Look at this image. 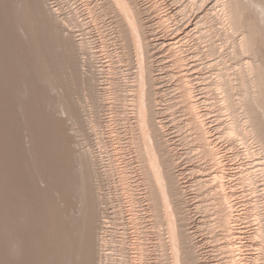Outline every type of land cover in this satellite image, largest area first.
<instances>
[{
	"label": "bare ground",
	"instance_id": "6f19581e",
	"mask_svg": "<svg viewBox=\"0 0 264 264\" xmlns=\"http://www.w3.org/2000/svg\"><path fill=\"white\" fill-rule=\"evenodd\" d=\"M5 1V0H4ZM11 1V0H10ZM21 1L22 0H20V1H17V3H19V8L17 9V7L15 8L16 9V12H17V14L14 12V10L15 9H11L15 14H16V23L18 24V26L20 25L21 26V28H23V30H25V28H26V30H28L29 31V29H33V24L34 23H36L35 22V20L37 19V17H41L40 15H42L43 16V14H48V13H43V9H42V11H40V13H39V11L37 12V10L35 11L34 10V8L35 7H33V9L32 8H30V6L32 5V2H30L31 3V5L28 3L29 1L28 0H23L24 2H22V4H21ZM40 1V0H39ZM44 1V3H46L45 2V0H43ZM42 1V2H43ZM58 1V0H57ZM98 1V0H97ZM134 0H102V2H101V0L100 1H98V2H101V3H98V5L96 6V7H94V14H93V4L91 5L92 7H87V13H89L90 14V17H91V19H92V21H93V23L94 24H96L95 26H96V28L98 29V30H100V29H102L101 28V26H102V22H103V20H104V18L105 17H107V16H109V19H111L114 23H116L115 24V28L116 29H118L119 27L121 28V24H123V23H120L121 21L119 20V16L121 15V13H120V11L118 10V6L119 7H121V9H124V10H122V12H123V14H124V25H125V29H126V35L127 36H121L122 34H124V32H123V29H124V27H123V29H122V34L121 33H118V32H121L120 31V29H118V32H116V33H118L119 34V36L120 37H128L129 39H130V41H135L136 43H138V44H136V45H138V49H139V53H140V56H139V60H138V71H137V76H138V79H136V80H138L137 82V84L135 85V86H137L138 85V89L139 90H137V92L139 93V96H140V98H139V100H138V104H135V103H133L134 102V100L131 98V100H128V96L129 95H132L133 93H130V91H128L129 90V88L127 89L126 88V85H124L125 87H121V84H119V79H117V78H115L114 77V79H112V80H110L111 82H110V84H112V82L114 81V86H113V84H112V86L114 87V89L112 90L111 89V86L110 87H104V86H101L102 85V83L103 82H99L98 84L96 83V77H95V83H96V85H95V87H93V88H95L94 90H95V97H93V99L90 97V95H89V97L91 98V99H87V100H85V103L84 104H82L83 106H81V105H79L81 108H80V113L82 114V116L81 115H79L78 117L79 118H81V120L83 121V123H84V126H87V128H88V132L87 133H89L87 136H89V135H93V134H95L96 133V131H95V129H96V127H95V123H94V125L92 124L93 122H91L92 121V119H90L89 117H88V111H90L91 110V108L93 107V104L92 103H95V105H97L96 103H98V108H97V106H96V109H98L99 111H102V108H103V105L105 104V100L107 99L106 97L108 96V93L110 92L111 94H113L112 96H113V98H115V102H114V106H113V108H114V110H115V112L117 113V115H118V120H119V122L121 123L122 121L124 122V120L125 119H127V118H125V115H127V112L129 111L128 109H129V107H127L128 105H131V111H133L132 112V114L133 113H135V106L137 107V110H136V112H137V118H136V121H137V123L138 124H140L142 127H141V131H135V129H136V126H132L130 123H129V125H128V129L131 131V133H126V134H128V135H130L131 137L129 138V140H128V143H129V145L127 146V147H125L123 144H122V142H124V141H122L121 142V135H120V132L118 131V132H115V133H117L116 135H115V141H111V137L109 138L110 139V143L108 144V145H111L112 147H113V152H112V159H109V163H107V164H109V166L108 165H105V166H107L106 168H102L101 167V164L99 165V160L100 159H102V158H100L99 159V157H100V155H102L101 153V150H100V148H101V145H100V143L99 142H97L96 143V147H97V150H98V152H96V153H94L93 151H91L90 149H89V147L87 146V144H85L88 148L86 149H84V154L83 153H81V152H78L77 154H75V156H76V158L74 159L75 160V162L77 161V163H76V166H77V168H78V166H79V168L77 169L78 171H76V172H78V176H77V178H75V175H74V178H72L73 177V175L72 174H75L74 172L72 173L71 172V175H69V173H67V171H65V173H64V171H63V173H61L57 168L58 167H60L61 166V160H63L62 162H64L65 161V157L66 156H69L70 158H71V156L72 155H74L72 152H75L74 150L71 152V150H69V149H67V150H69L70 152V154H72V155H69V153H68V155H67V151L65 152H62L63 153V159H61V160H59V161H57L56 159H52V157H54L55 156V154L57 155V153H53V151H55L56 149H50V148H54L55 147V145H51V146H54V147H50V145L48 144L47 145V143H46V145L48 146L47 147V149L46 150H40V151H42V155L45 153V155H43V158H44V165H45V167H51V169H52V171H53V174H49V175H47V177H46V182H49L48 183V186H49V192L50 193H43V194H41L42 192H40V188L38 189V187H37V190H39V192H40V196L39 197H41V199L39 198V200H41V202H39V203H41V205H39V207L40 206H42L45 202H46V205H44V209H43V211H45L46 213H44L43 212V216L41 215V207H40V209L38 210V209H35L34 211H36V210H38V211H40V215L43 217V219L41 220V222H38V223H40L38 226L35 224V218L36 217H30V219L32 218L33 219V227H34V229L36 228V227H38L39 228V231H38V234H37V229L38 228H36V233L33 231V227H28L27 228V226H24L23 225V227L25 228H27V230H28V232L30 231V229H32L31 231H33L36 235H34V234H32L31 233V235H34V237H36V238H38V242L36 243V242H34V244L36 243V245H33V247H35V249L33 248V252H32V254L30 253L31 252V250L29 249L28 250V252H27V255L28 254H31V255H33V262L32 263H34V264H100L101 263V261L100 260H102V258H101V256H103V258L105 259L106 258V254H105V252H104V248H105V246L107 245V237H106V235H105V227H106V221H104V212L106 211H103V208L108 204V203H110V202H108L103 208L101 207V203H104L103 202V198L101 197H99V193H100V185L102 186V184L106 181V175H108V174H111L110 172H113V175L114 174H116V182L115 183H117V186H116V188L115 189H118L117 191H118V201H119V205H118V209H116V211H113L114 213L113 214H115L116 213V218L117 219H119V220H122V215H124L123 213H124V209L126 210L127 209V211H129L128 213L130 214L129 216H127L126 218H127V220H126V224L128 225V226H130V229H129V227H128V229L129 230H131L130 232L128 231V229L127 228H124V227H122V231L121 230H119V235L117 234V236H118V238H117V240H115V242H116V249H117V252H118V255H116V256H118L117 257V260H116V262H114V263H116V264H177V262L179 263V264H182L183 262H187V263H184V264H188L189 262L188 261H186V256H185V252H183V251H187L188 252V250L189 249H187V248H185V250L183 249L185 246V243L188 241V240H186V239H184L185 237H187V234L185 233V235L186 236H183L184 235V232L186 231L187 232V230H185V231H183V228L182 229H180V232L179 231H176V230H174V228H173V225L172 226H167V230L166 231H164L165 232V234L167 233V235H165L164 236V233H163V231H162V222H161V220L160 219H163L164 220V218H162L161 217V214H162V212H160V208H162V207H160V208H158V205H164V207H165V209L167 210V207H169V202H170V200L169 199H171V197H175V195H178V197L177 198H179V194L178 193H180V191H181V189H177V188H180L179 186L178 187H176L175 185H174V187H171V189H170V186H172L170 183L171 182H173V183H176L175 182V180H176V177L177 176H175L176 174H174L173 172H170V171H168L170 168H171V171L173 170L172 169V167L173 166H175L176 165V162H175V165H173L174 164V156H173V154L171 155L170 154V149L168 148V146L166 145V144H168L169 142H166L165 143V139H166V137H164L163 135L164 134H166L165 132H164V128L162 129L161 127H160V124L158 123V120L156 121L155 120V117L157 116L156 115V113L158 112V111H156L157 110V108H156V106H155V101H154V99H155V96H156V92H150V90H148V92H150L151 93V95H149L150 97L147 99L146 98V96L147 95H145V93H146V88L145 87H147L148 89H149V86L152 88L151 90H153V89H156V88H158L157 86H156V84L157 83H159V79H160V77H159V74L157 73V67H155V60H153L152 59V56H153V49H151V44H152V42L151 43H149V42H145V41H143L144 39L145 40H147L148 39V36L150 35V33H151V28H150V25H147V24H145V22L143 23V22H141V20L139 21V19L138 18H140V16L139 17H137L138 16V12L140 13V11H138L137 12V16H136V12L133 10H131V9H134L135 8V6H136V2L133 4V3H131V2H133ZM189 1V0H188ZM204 0H191L190 1V3H189V6L188 5H186V7L188 6V8L189 7H198V8H196V11L195 12H197V14H196V16H197V18H198V21L197 20H195V23L194 24H192L191 26H189L190 28H188V31H197V32H193V33H197L198 34V36H197V38L198 39H200L202 42H204L205 44V46L204 47H207V48H205V49H202V52L203 53H209V55L210 56H212V55H215V54H218V56H219V53H221L220 51V49H219V47L217 46V44H216V40L214 39V36H215V34L213 33V31H215L214 29H212V25H213V19L215 18V16H212V14L210 13V11L213 9L214 11L216 10V7H219V9L217 10V12H216V14L218 15V16H216V18L218 17V19H220V20H218V23H219V25H221V24H223L222 26H224V31H225V34L227 35L226 37H228L229 38V44H228V50L226 51V53L227 54H229V55H231L232 56V58H233V64L234 65H236L235 66V70L231 73V71H230V69H229V67H228V65H230V64H228V62L227 61H225V57L223 56V54H224V52H223V54H221L220 56H222V58H221V63H220V65L222 66L221 68H216V70H217V72H216V76H217V79H215V80H213L210 84H207V85H209V89H211V91H214V92H216V94L218 93L220 96H219V98H217V97H215V96H213V98H215V102H218V104L216 105L215 103H214V106H217L219 109H220V111H222V112H224V114H227V120L225 121V122H222V121H220L219 122V126H220V128H221V130H222V135L224 136V137H226L227 139L229 138V139H231V140H233V139H237V140H239L240 141V143L241 144H244L243 146H245V154H247V157L248 156H253V158H254V156L255 155H257V156H255V162L252 164V166H250V167H247V168H245L244 170H241L240 171V173H239V175L238 176H236L237 177V183H239V184H245V185H247V188L249 187V189L251 190L250 192H252V193H254V197H255V199H254V202H253V204L250 206V208H249V210H250V212H252L253 211V213L255 214V216L254 217H256V219L258 220V226H257V228L255 229V230H253V234L255 235V237H260V238H264V192L261 190L262 188V186H260V185H262V183H263V181H264V0H206L205 2H203ZM6 2V1H5ZM14 2V1H13ZM37 2V1H36ZM17 3H16V5H17ZM47 3H49V2H47ZM46 3V4H47ZM88 3V2H87ZM115 3V5H113ZM30 6H29V5ZM37 4H40V3H38L37 2ZM36 4V5H37ZM130 4H131V6H130ZM135 5V6H133V5ZM4 5V4H3ZM7 5V4H6ZM9 5H10V3H9ZM33 5H34V3H33ZM35 5V6H36ZM43 5L44 4H42V7H43ZM45 6V5H44ZM208 6V7H207ZM38 7V6H37ZM36 7V8H37ZM41 6H40V10H41V8H42ZM116 9H115V8ZM132 7V8H131ZM134 7V8H133ZM185 7V6H184ZM39 8V7H38ZM37 8V9H38ZM7 9H9L10 10V8H7ZM30 9H32L33 11H32V13L33 14H31L30 13V15H29V12H31V10ZM136 9V8H135ZM186 9V8H185ZM191 9V8H190ZM189 9V10H190ZM194 9V8H193ZM137 10V9H136ZM145 10V9H144ZM183 10V9H182ZM187 10V9H186ZM8 11V10H7ZM44 11H47V10H45L44 9ZM48 11H52L51 13H53V11H55L54 9H51L50 7H49V10ZM47 11V12H48ZM13 12H11V13H13ZM64 12V11H63ZM186 12V11H185ZM184 12V13H185ZM189 12V11H188ZM213 12V11H212ZM39 13V14H38ZM50 13V12H49ZM50 13V14H51ZM55 13V12H54ZM180 13V12H179ZM120 14V15H119ZM52 15V14H51ZM211 15V16H210ZM213 15H214V13H213ZM55 16V17H54ZM59 16H60V14H59ZM61 16H63L64 17V15H61ZM14 17V16H13ZM52 17H54V19L56 20H54V19H49V17H48V19H49V21L47 22H45L44 23V25L43 26H41V27H44L43 28V31L44 32H41V33H39V34H41L40 36H37L38 34V32H36L35 31V33H34V30H32L33 31V35L32 34H30V32H28L29 34L28 35H32L31 37H30V39H29V41L31 42V41H33V42H31V43H34V44H36L35 46H33V44H32V46L33 47H35L36 49H37V47L36 46H39V45H37L38 44V42L39 43H43L42 45H43V48H42V51H40L39 50V48H38V51L36 50V49H32V52L34 53L35 51H37V53L35 52L34 54L35 55H33V56H30L32 59L34 58V56H36L35 57V59L34 60H31V67L30 66H27V67H30L29 69L32 71V73L33 74H35L33 77L34 78H36V80L38 81L37 83H39L40 85L41 84H47V89L49 90V95L51 96V98H52V96L54 95H52L51 93H53L52 91L53 90H56V89H58L57 88V86L58 85H62V84H67L66 82L67 81H69L67 78H70V75H73V77H75L76 78V74H78L79 72H75L76 74H75V76H74V73L72 74V72L73 71H75V70H77V69H75L74 70V68H76V66L78 65V69H79V63H82V56H81V54H82V52H83V50H85V47L87 48V46H86V44L84 43V42H82L81 40L80 41H77V40H74L75 38H72L73 37V34H74V37H75V32H73L72 33V31L71 30H69V29H71L70 27H68V26H66L67 24L66 23H68V22H66V19H61V18H58L56 15H52ZM67 17V16H66ZM69 17V16H68ZM72 17V16H71ZM70 17V18H71ZM89 17V18H90ZM184 17H185V15H184ZM214 17V18H213ZM43 18V17H42ZM142 18V17H141ZM213 18V19H212ZM215 18V19H216ZM44 19V18H43ZM47 19V18H46ZM121 19V20H122ZM184 19V18H183ZM214 19V20H215ZM69 20V19H68ZM70 20H72V19H70ZM69 20V21H70ZM74 20V19H73ZM188 20V19H187ZM13 21V20H12ZM14 21H15V19H14ZM38 21V20H37ZM75 22V21H74ZM141 22V23H140ZM217 22V21H216ZM15 22H14V24H16ZM39 23H41V22H39L38 21V24ZM105 23V22H104ZM120 23V24H119ZM188 23V22H187ZM215 23V22H214ZM68 24H70V23H68ZM71 24H72V22H71ZM70 24V25H71ZM74 24V23H73ZM184 24V23H183ZM99 25V26H98ZM113 25V24H112ZM121 25V26H120ZM123 25V26H124ZM217 25V24H216ZM218 25V26H219ZM10 26V25H9ZM36 26V25H35ZM76 26V25H75ZM177 26V25H176ZM188 26V25H187ZM36 27H38V26H36ZM69 29H68V28ZM73 27V26H72ZM103 27H104V24H103ZM152 27V26H151ZM182 27V26H181ZM216 27V26H215ZM16 28V27H15ZM20 28V29H21ZM76 28V27H75ZM75 28H73V29H75ZM187 28V27H186ZM197 28V29H196ZM214 28V27H213ZM16 29H18V28H16ZM19 29V30H20ZM37 29V28H36ZM41 29V28H40ZM105 29V28H104ZM216 29V28H215ZM112 30V29H111ZM182 30V29H181ZM219 30H220V28H219ZM223 30V29H222ZM22 31V29L20 30V32ZM71 31V32H70ZM113 31V30H112ZM180 31V30H179ZM224 31H222V32H224ZM52 32H54L55 34H56V36H55V34H54V36H53V33ZM68 32V33H67ZM115 32V31H114ZM187 32V31H186ZM185 32V33H186ZM18 33H19V31H18ZM22 33V32H21ZM24 33V32H23ZM25 33H27V32H25ZM25 33L23 34L24 36H25ZM51 33H52V35H51ZM192 33V34H193ZM101 34H103V33H101ZM114 34V33H113ZM121 34V35H120ZM149 34V35H148ZM189 34V33H188ZM221 34H223V33H221ZM225 34H223V35H225ZM51 35V36H50ZM194 35H196V34H194ZM216 35H217V33H216ZM20 36V35H19ZM21 36H22V34H21ZM106 36V35H105ZM27 37V36H26ZM29 37V36H28ZM66 37H67V39H66ZM119 37V38H120ZM221 37V36H220ZM71 39H72V41H71ZM103 39V38H102ZM123 39V38H122ZM217 39V38H216ZM226 39V38H225ZM7 40V39H6ZM9 40V39H8ZM66 40H68L67 41V43H69L68 45H69V50L72 52V54L67 50L66 52L64 51V47H65V42H66ZM5 41V40H4ZM4 41H3V43H4ZM11 41V40H10ZM9 41V42H10ZM13 41V40H12ZM25 41H26V43H27V38H25ZM41 41V42H40ZM119 41V40H118ZM129 41V42H130ZM8 42V41H7ZM14 42V41H13ZM12 42V43H13ZM29 42V43H30ZM200 42V41H199ZM198 42V43H199ZM0 43H2V42H0ZM2 43V44H3ZM28 43V44H29ZM104 43H105V40H102V47L104 46ZM7 44V43H6ZM5 44V45H6ZM15 44H16V40H15ZM132 44H133V42H132ZM203 44V43H202ZM222 44V43H221ZM9 45V44H8ZM12 44H10V46H11ZM20 45V44H19ZM31 45V44H30ZM41 45V46H42ZM64 46L62 49H63V51L65 52V53H69V55H71V56H73V59H71V58H69L68 60H63L64 58H68V53L65 55V53H63V51H62V49L60 50L59 49V46ZM67 45V44H66ZM88 45V44H87ZM197 45V44H196ZM4 46V45H3ZM2 46V48L5 50L6 49V47L4 48ZM28 46V45H27ZM58 46V52H60V51H62L61 53H63L64 54V58L62 59V60H60L59 58V60L61 61V62H57V61H59V60H57L56 59V61L55 62H57V63H62L64 66H63V68H61L62 70H63V72H62V70H58L57 68H55V69H57V71L54 69V66L52 67V65H51V63L52 62H54V58H57L56 56L58 55V52L57 51H55L56 50V47ZM198 46V45H197ZM201 46V45H200ZM24 47H25V45H24ZM28 47H30V46H28ZM0 48H1V44H0ZM1 48V49H2ZM7 48H8V46H7ZM30 48H32V47H30ZM41 48V47H40ZM153 48V47H152ZM178 48H180V47H178ZM198 48V47H197ZM9 49V48H8ZM156 49V48H155ZM222 49V48H221ZM3 50V51H4ZM66 50V49H65ZM87 50V49H86ZM85 50V51H86ZM175 50V49H174ZM179 50V49H178ZM198 50V49H197ZM225 50V49H224ZM6 51V50H5ZM9 51V50H8ZM7 51V52H8ZM185 52V51H184ZM188 52V51H187ZM199 52H201V50H199ZM30 53V52H29ZM32 53V54H33ZM84 53V52H83ZM31 54V55H32ZM84 54H86V53H84ZM89 54V53H88ZM87 54V55H88ZM148 54V55H147ZM199 54V56H200V53H198ZM204 54V55H205ZM226 54V55H227ZM2 55V54H1ZM3 55H4V53H3ZM3 55L0 57V59H2L3 58ZM68 55V56H67ZM197 55V54H196ZM203 55V56H204ZM208 55V56H209ZM70 56V57H71ZM185 56V55H184ZM208 56H207V58H208ZM209 56V57H210ZM217 56V55H216ZM59 57H62V55H59ZM84 57H85V55H84ZM88 57H90L89 55H88ZM87 57V58H88ZM201 57V56H200ZM19 58V57H18ZM81 58V59H80ZM91 58V57H90ZM204 58V57H203ZM218 58V57H217ZM228 58H229V56H228ZM231 58V57H230ZM231 58V59H232ZM3 59H7L6 57L5 58H3ZM54 59V60H53ZM86 59V58H85ZM184 59V61H183V63H182V58H181V56H179V57H176L175 59H174V62L178 65V68H182V67H184L185 65H186V62H185V58H183ZM206 59V58H205ZM210 59V58H209ZM12 60V59H11ZM10 60V61H11ZM88 60V59H87ZM93 59L91 58V61H92ZM216 60V59H215ZM227 60V59H226ZM1 61V60H0ZM13 61V60H12ZM84 61V60H83ZM86 61V60H85ZM84 61V62H85ZM89 61H90V59H89ZM99 61V60H98ZM212 61V60H211ZM5 62H7V61H5ZM54 62V63H55ZM83 62V63H84ZM88 62V61H87ZM213 62V61H212ZM211 62V63H212ZM226 62H227V64H226ZM230 62V61H229ZM1 63V62H0ZM10 64V67L13 65L12 64V62H9ZM20 63V62H19ZM92 64H93V62H91ZM215 64H216V62H214ZM18 64V63H17ZM56 64V63H55ZM59 64L57 65L58 67H59ZM77 64V65H76ZM90 64V63H89ZM208 64L210 65V62L208 61ZM207 64V65H208ZM215 64H214V66H215ZM6 65V64H5ZM19 65V64H18ZM84 65H85V63H84ZM86 65H87V63H86ZM212 65H213V63H212ZM211 65V66H212ZM217 65V64H216ZM1 66H2V64H1ZM0 66V68H1V70H2V67ZM56 66V67H57ZM88 66H90V65H88ZM88 66H86V67H88ZM93 66V65H92ZM213 66V67H214ZM231 66V65H230ZM7 67V66H6ZM10 67H8V68H10ZM18 67V66H17ZM81 67H82V64H81ZM186 67V66H185ZM212 67V68H213ZM216 67V66H215ZM233 67V66H232ZM26 68V67H25ZM53 68V69H52ZM92 68V67H91ZM91 68H88V69H90V71L92 70ZM94 68V67H93ZM204 68V67H203ZM231 68V67H230ZM11 69V68H10ZM15 69V68H14ZM17 69V68H16ZM15 69V70H16ZM24 69V68H23ZM26 69H28V68H26ZM52 69V70H51ZM96 69V68H95ZM0 70V71H1ZM3 70H5V69H3ZM7 70V69H6ZM14 70V71H15ZM21 70V69H20ZM71 70H72V72H71ZM80 70V69H79ZM78 70V71H79ZM83 70V69H82ZM158 70H159V68H158ZM12 71V70H11ZM30 71V72H31ZM86 71V73L85 74H89L90 75V73L93 71H91L90 73L89 72H87L88 70H85ZM183 71V70H182ZM7 72H8V70H7ZM22 72V71H21ZM58 72H62V74H60L62 77H60V76H58V78L61 80V81H59L58 80V82H57V80H55V78L56 79H58L57 78V76L56 77H54L55 76V74H57L58 75ZM70 72H71V74H70ZM189 72V71H188ZM4 73V72H3ZM3 73L1 72V74L3 75ZM8 73H10V72H8ZM23 73V72H22ZM94 73H95V71H94ZM187 72H182L181 74H180V77H179V87L181 88V96H182V98H183V108H185L184 110H186L187 111V113H188V119H189V125H191V128L193 129V132L195 133V139L197 140V142H198V146L200 147V154L202 155V157H204L205 159H206V162L208 163V164H206L208 167H209V165L210 166H215V165H218L219 167L215 170V174H213V179H216V181L218 182V186H219V193L217 192L216 194H214V199H216L217 201V203H216V205L217 206H215V208H214V213H215V217H216V220H214L215 221V223H217V226H220L221 228H222V234L223 235H227V237H229L228 238V240L225 242V244H224V248H226V250L227 251H229V252H232L233 251V249H232V247L231 246H233L234 247V249H236V250H241V246H240V244L238 245L235 241H234V237H236V235L237 234H239L240 233V231H238L237 230V226H236V221H237V217H238V211H236L235 209H234V204H236L235 202H233V200H232V198H233V196H235V192L233 191V189H234V187H233V189H231V187L232 186H227V185H230V182L229 181H227V182H225V179L227 178V177H229V175H230V173H229V171H228V169L227 168H225V166H224V164H223V162H222V158H221V156H220V152H218L217 150H216V148L211 144L212 142H210V140H209V136H208V133H211V129L209 130V127L207 126V122L205 121L206 119L205 118H207V117H205L206 115H205V113L203 112V111H200L198 108V106H200L199 104H198V102H203V104H204V99L203 100H201V101H199V99H195V100H193L194 98H193V94H192V92H193V87H194V85H191L192 83H191V78H190V76H192V75H189V74H186ZM0 74V75H1ZM12 74V73H11ZM15 74V73H14ZM67 74H69L68 76H67ZM6 75V74H5ZM17 75V74H16ZM22 75V74H21ZM92 75V74H91ZM90 75V76H91ZM96 75V74H95ZM11 76V75H10ZM25 76H26V74H25ZM82 76V75H81ZM80 76V77H81ZM83 76H85V75H83ZM83 76L80 78L81 80V83H83V81L85 82V80H83L82 78H83ZM88 76V75H87ZM98 76H100V75H97V77ZM5 77V76H4ZM24 77V76H23ZM22 77V78H23ZM28 77H30V75L28 76ZM73 77H71V78H73ZM79 77V76H78ZM78 77H77V80H79L78 79ZM93 77H94V74H93ZM206 77V76H205ZM1 78H3L2 76H1ZM6 79H7V77H5ZM62 78V79H61ZM71 78H70V80H71ZM84 78H86V77H84ZM91 78H92V76H91ZM90 78V79H91ZM100 78V77H99ZM9 79V78H8ZM7 79V81H9ZM11 79V78H10ZM13 79V78H12ZM17 79H19V78H17ZM21 79V78H20ZM24 79H25V77H24ZM89 79V78H88ZM90 79H89V83H90ZM94 79V78H93ZM93 79H92V81H93ZM76 80V81H77ZM87 80V79H86ZM117 80H118V82H117ZM3 81V80H2ZM2 81H0L1 83L0 84H3L2 83ZM34 81V80H33ZM75 81V80H74ZM79 81V82H80ZM88 81V80H87ZM122 81H123V79H122ZM121 81V82H122ZM10 82V81H9ZM16 83L18 82V80L17 81H15ZM23 82H26V80L25 81H23ZM60 82V83H59ZM98 82V81H97ZM8 83V82H7ZM13 83V82H12ZM20 83V82H19ZM29 83H31V80H30V82ZM37 83H36V85H37ZM70 83V82H69ZM74 83V82H73ZM76 83V82H75ZM91 83H94V81L93 82H91ZM135 83H136V81H135ZM23 84V83H22ZM26 84V83H25ZM71 84V83H70ZM125 84H126V82H125ZM4 85H5V83H4ZM27 85V84H26ZM32 85V84H31ZM34 85H35V83H34ZM40 85H38V86H40ZM63 85V87H65ZM75 85V84H74ZM80 85V84H79ZM85 85V84H84ZM83 84H82V86L80 87V88H82V87H85ZM100 85V86H99ZM122 85V86H123ZM147 85H149V86H147ZM161 85V84H160ZM11 86V85H10ZM17 86V85H16ZM28 86H30L29 84H28ZM36 87V88H34L33 90H36L37 89V91H38V93H42L43 92V90H41V87ZM42 86V85H41ZM46 86V85H45ZM68 86L69 85H67V87H65L66 89H68ZM76 86V85H75ZM88 86H90V84L88 85ZM93 86H94V84H93ZM106 86V85H105ZM129 86V85H128ZM1 87V86H0ZM6 87V86H5ZM20 87V85L17 87V89ZM32 87V86H31ZM71 87V86H70ZM91 87V86H90ZM131 87V86H130ZM207 87V86H206ZM4 88V87H3ZM22 88V87H21ZM30 88V87H29ZM64 88V89H65ZM73 88V87H72ZM76 88V87H75ZM74 88V89H75ZM79 88V87H78ZM86 88H87V86H86ZM86 88H84V91H85V89ZM1 89V88H0ZM7 89V88H6ZM5 89V90H6ZM10 89V88H9ZM16 88H14V90H15ZM26 89H28V88H26ZM42 89H43V87H42ZM44 89H45V87H44ZM65 89V94H66V96H65V94L63 95V93H62V95L63 96H65V97H67V96H69V95H67V93L69 94V92L67 91ZM73 89V90H74ZM135 89H137V88H135ZM135 89L133 90V92L135 91ZM159 89V88H158ZM4 90V89H3ZM12 90V89H11ZM11 90H9V92L11 91ZM19 90V89H18ZM30 90H31V88H30ZM29 90V91H30ZM46 90V89H45ZM44 90V91H45ZM59 91L61 90H63V89H58ZM68 90H70V89H68ZM72 89L70 90V91H73ZM77 90L78 91H80L79 89H76V90H74L73 91V93H75V91L77 92ZM87 90H89V88L87 89ZM91 90V89H90ZM93 90V89H92ZM94 90L92 91V92H94ZM132 90V89H131ZM160 90V89H159ZM7 91V90H6ZM5 91V92H6ZM24 91H27V90H25L24 89ZM39 91H42V92H39ZM50 91H51V93H50ZM57 91V90H56ZM56 91H54V93L56 92ZM60 91V92H61ZM82 91V90H81ZM12 92V91H11ZM32 92V91H31ZM35 92V91H34ZM33 92V93H34ZM46 92H47V90H46ZM63 92V91H62ZM83 92V91H82ZM89 93H91L90 91H88ZM87 92V93H88ZM7 94H9L8 93V91L6 92ZM5 93V94H6ZM13 93V92H12ZM18 93V92H17ZM17 93H15V94H17ZM23 95L26 93H23V92H21ZM20 93V94H21ZM57 94L59 93V92H56ZM87 93H85V95L87 94ZM138 93H137V95H138ZM160 93V92H159ZM209 93H210V91H209ZM19 94V95H20ZM44 94V93H43ZM43 94H38V95H40V97H41V99H43ZM48 94V93H47ZM57 94L55 95V96H53V98L54 97H56L57 96ZM70 94H71V92H70ZM92 94H94V93H91V96H92ZM135 94H136V91H135ZM149 94V93H148ZM13 95V94H12ZM26 95V94H25ZM28 95H31V94H28ZM35 95H36V92H35ZM43 95V96H42ZM46 95V94H45ZM48 95V96H49ZM61 95V94H60ZM76 95V94H75ZM84 95V94H83ZM137 95H135V96H137ZM159 95V94H158ZM157 95V96H158ZM3 96V95H2ZM49 96V97H50ZM58 96H59V94H58ZM58 96H57V98L56 99H53V100H59V102H57L58 104L60 103V104H62V106L60 107V106H56V104L57 103H54L53 101L51 102V98H46L45 96V98L43 99V100H41L42 102H40V103H45V101L46 102H48V101H50V102H48V103H54L55 104V106L56 107H54L53 105V107L55 108V112H56V110L60 113V111L61 110H63V112L66 114V115H70V117H72V119L71 120H73L74 118L73 117H75V116H77L76 114H78L77 113V111L79 112V109H78V105L76 106V103L74 102L73 103V101L75 100H73V99H71L70 97H68V99L70 98L71 100V102L72 103H70L69 101H68V103H65L66 104V106H67V108H66V106H65V104H63V102H61L60 100L61 99H63V98H58ZM72 98H73V96L74 95H70ZM79 96H80V94H79ZM78 96V93H77V96L76 97H79ZM111 96V97H112ZM138 96V97H139ZM4 97H6L5 95H4ZM3 97V98H4ZM9 97H11V96H9ZM9 97H8V99H9ZM17 97V99H19L18 98V96H16ZM29 97V96H28ZM31 97V96H30ZM35 97V96H34ZM40 97H39V99H40ZM75 97V96H74ZM84 97V96H83ZM132 97V96H131ZM194 97H195V95H194ZM2 98V97H1ZM81 98H82V96H81ZM80 97H79V99H81ZM108 98H110V97H108ZM134 98V97H133ZM137 98V97H136ZM196 98V97H195ZM7 99V98H6ZM11 99V98H10ZM14 99H16V98H14ZM31 99V98H30ZM38 99V100H39ZM46 99H48V101L46 100ZM51 99V100H50ZM68 99H66V100H68ZM156 99H158L157 97H156ZM217 99V100H216ZM1 100V99H0ZM37 100V101H38ZM45 100V101H44ZM57 100V101H58ZM76 100H78V99H76ZM82 100V99H81ZM127 100H128V102H130L129 104L127 103ZM5 101H7V100H5ZM18 101V100H17ZM62 101H64V102H67V101H65V100H62ZM12 102H13V100H12ZM24 102V101H23ZM77 102V101H76ZM83 102V101H82ZM111 102V101H110ZM17 104H18V102H16ZM22 103V102H21ZM20 103V105L22 106V104ZM30 103V102H29ZM35 103V102H34ZM48 103H47V105L45 104L44 106L46 107H48ZM80 103H81V101H80ZM80 103H78V104H80ZM113 103V102H112ZM156 103H158L157 101H156ZM208 103V102H207ZM0 104H1V106H2V104H4V103H1L0 102ZM57 104V105H58ZM159 104V103H158ZM12 105V104H11ZM15 105V104H14ZM13 105V106H14ZM30 105V104H29ZM38 105H42V104H38ZM37 105V106H38ZM50 105V104H49ZM94 105V106H95ZM0 106V107H1ZM4 106V105H3ZM8 106V105H7ZM16 106H19V105H16ZM15 106V107H16ZM24 106H25V104H24ZM43 106V105H42ZM203 106V105H202ZM206 106H208V105H206ZM6 107V106H5ZM10 107V106H9ZM12 107V106H11ZM26 107V106H25ZM31 107V106H30ZM45 107H43L44 109H45ZM50 107H51V105H50ZM52 107V108H53ZM62 108L60 111H59V109L60 108ZM91 107V108H90ZM106 107V106H105ZM104 107V108H105ZM157 107H158V105H157ZM160 107V106H159ZM158 107V108H159ZM198 107V108H197ZM3 108V107H2ZM2 108H0L1 110H2ZM13 108V107H12ZM32 108V107H31ZM39 108V107H38ZM53 108V109H54ZM94 108V107H93ZM165 108V107H164ZM5 109V108H4ZM20 109V108H19ZM37 109V108H36ZM160 109V108H159ZM204 109H206V108H204ZM209 109V108H208ZM218 109V110H219ZM1 110H0V112H1ZM9 110V109H8ZM12 110V109H11ZM20 110H22V109H20ZM19 110V111H20ZM25 110H26V108L24 109V112H25ZM28 110H30V109H28ZM27 110V111H28ZM33 110V109H32ZM39 110V109H38ZM52 110V109H51ZM114 110H112V111H114ZM207 110V109H206ZM14 111H15V108H14ZM13 111V112H14ZM26 111V112H27ZM41 111V110H40ZM47 111V110H46ZM48 111L50 112V108L48 107ZM47 111V112H48ZM53 111V110H52ZM87 111V112H86ZM105 111V110H104ZM7 112V111H6ZM13 112H12V114H13ZM38 111H36V115L39 113H37ZM54 111H53V115H55L54 113H55ZM58 112H57V119L59 120V118H60V116L58 117ZM114 112V113H115ZM159 112H160V110H159ZM5 113V112H4ZM3 113V114H4ZM7 113H9V112H7ZM30 113V112H29ZM40 113H42L41 114V116L43 115V112H40ZM40 113H39V115H40ZM52 113V112H51ZM97 113H99V112H97ZM104 113V112H103ZM102 113V114H103ZM2 114V113H1ZM11 114V113H10ZM15 114H16V111H15ZM23 114V113H22ZM25 114V113H24ZM35 114V113H34ZM45 115L44 116H42V117H45L46 116V113H44ZM102 114H98V117H99V119H100V121L98 120V122H99V126H101L102 124H104L105 123V119L106 118H102ZM136 114V113H135ZM207 114V113H206ZM208 114H209V112H208ZM20 115V114H19ZM35 115V116H36ZM47 115H49V113L47 114ZM52 115V116H53ZM59 115H62V112L59 114ZM100 115V116H99ZM112 115V114H111ZM160 115V114H159ZM158 115V116H159ZM8 116V115H7ZM14 116V115H13ZM34 116V117H35ZM52 116H50L51 117V121H50V119L48 120V122L46 121V119L47 118H49V117H47L46 116V119L45 118H43V119H45L44 121H46L47 123H50V124H48L47 125V128H46V123L45 122H43L42 120V118L40 117H37V118H39V120H38V122H37V119H36V122H37V124H39V126L38 125H36V127L38 128V129H35L34 131H36V132H38V130H39V133L37 134L36 132V134L37 135H39L40 137H39V141H41L40 143H41V145H42V142L44 143V141L45 142H49V141H51V140H53L54 139V141H57V140H55L56 138H58L57 137V135L56 134H58V133H62V131L61 132H59V130H57L58 131V133H55L56 131H55V129H54V131H53V133H54V136L56 137H54V136H52V137H54L53 139L52 138H50V134H52V132H51V129L50 128H55V125H58V122L59 121H54V119H56V118H54V116L52 117ZM63 116V115H62ZM114 116V115H113ZM4 117V116H3ZM12 117V116H11ZM35 117V118H36ZM111 117V116H110ZM115 117H116V115H115ZM128 117H129V114H128ZM226 117V116H225ZM0 118H1V116H0ZM14 118V117H13ZM52 118H54V119H52ZM68 118H69V116H68ZM76 118V117H75ZM78 118V119H79ZM117 118V117H116ZM4 120H5V117L3 118ZM33 120H35L34 118H32ZM56 119V120H57ZM62 119H64L63 117H61V120H60V122L62 121ZM66 119V118H65ZM114 120H115V118H113ZM130 119V118H129ZM213 119V118H212ZM13 120V119H12ZM14 120H15V118H14ZM77 120V119H76ZM76 120H73L74 121V126L75 125H77L76 124ZM95 120V119H94ZM93 120V121H94ZM97 120V119H96ZM95 120V121H96ZM107 120V119H106ZM118 120H116V121H118ZM219 120H220V118H219ZM66 121H69V119L67 120L66 119ZM65 121V122H66ZM81 121V122H82ZM112 121V120H111ZM131 121V120H130ZM5 122V121H4ZM12 122H14V121H12ZM33 122H35V121H32V122H28L29 124H27L28 126V129H30V128H32V127H30L31 125V123H33ZM52 122V123H51ZM72 122V121H71ZM97 122V121H96ZM107 122V121H106ZM123 122H122V124H123ZM127 122V121H126ZM159 122H161V121H159ZM3 123V122H2ZM8 123V122H7ZM15 123H17V121L15 122ZM64 122H62V123H60V124H63ZM69 123H70V121H69ZM78 123V122H77ZM112 123V122H111ZM119 123V124H120ZM207 123V124H206ZM217 123V122H216ZM60 124H59V126H60ZM66 125H68L67 123H65ZM71 124V123H70ZM98 124V123H97ZM107 124V123H106ZM125 124V123H124ZM2 125V124H1ZM15 126H17V128H19V127H21V126H19L20 124L18 123V124H14ZM30 125V126H29ZM33 125V124H32ZM64 125V124H63ZM63 125L60 127V128H62L63 127ZM65 125V128H67V126ZM81 125H83V124H81ZM127 125V124H126ZM4 126H6V125H4ZM13 126V125H12ZM19 126V127H18ZM59 126H57V128L59 127ZM74 126H72V127H74ZM219 126L218 127H216V126H214V127H216V129L217 128H219ZM30 127V128H29ZM33 127H35V125H33ZM69 127H70V125H69ZM77 127H78V125H77ZM81 127H83V126H81ZM80 127V128H81ZM95 127V128H94ZM108 127V126H107ZM138 127V126H137ZM162 127H163V125H162ZM10 129H11V126L9 127ZM17 128H15V127H13V132L14 131H17V133H19L18 131H20L19 129L18 130H16ZM74 128H76V127H74ZM109 128H111L110 126H109ZM9 129V130H10ZM25 129V128H24ZM23 129V130H24ZM68 129H70V128H67L66 129V132H68ZM100 129V128H99ZM114 129V128H113ZM162 129V130H161ZM2 130V129H1ZM1 130H0V132H1ZM27 130V129H26ZM25 130V131H26ZM33 130V129H32ZM62 130V129H61ZM63 130H64V128H63ZM73 129L71 128L69 131H72ZM74 130H76V129H74ZM73 130V132H75ZM78 130V129H77ZM87 130V129H86ZM3 131V130H2ZM22 131V130H21ZM20 131V132H21ZM84 131V130H83ZM125 131V130H124ZM129 131V132H130ZM162 131H163V133H162ZM210 131V132H209ZM10 132H12V131H10ZM9 132V133H10ZM28 132V131H27ZM43 132H44V134H43ZM51 132V133H50ZM65 132V133H66ZM73 132H68L70 135H72V134H74V136L76 137L75 138V140L78 138L76 135H75V133H73ZM77 132V131H76ZM81 131H79V132H77V133H80ZM110 132V131H109ZM108 132V133H109ZM31 133V132H30ZM34 133V132H33ZM34 133V134H35ZM67 133V134H68ZM72 133V134H71ZM82 133V132H81ZM86 133V131H85V133H82V134H87ZM111 133V132H110ZM123 133V132H122ZM35 134V135H36ZM68 134V135H69ZM124 134H125V132H124ZM3 135V134H2ZM5 135V134H4ZM12 135L14 136L15 134L14 133H12ZM18 134H16V137H18L17 136ZM21 135V134H20ZM32 135V134H31ZM35 135H33V136H35ZM36 135V137L38 138V136ZM58 135H60V134H58ZM83 135V136H84ZM32 136V137H33ZM73 136V137H74ZM79 136V135H78ZM87 136H85L86 138H88ZM126 136V135H125ZM12 137V136H11ZM9 135H8V138H11ZM16 137L14 138V140L16 139ZM20 137V136H19ZM31 137V136H30ZM29 137V138H30ZM36 137H34V141L36 142ZM60 138L62 137V136H59ZM71 137L72 136H70V139H71ZM73 137H72V139H73ZM165 139H164V138ZM13 138V137H12ZM50 138V139H49ZM59 138V139H60ZM82 138V137H81ZM113 138V137H112ZM125 138V137H124ZM0 139H1V137H0ZM32 139V138H31ZM30 139V140H31ZM36 139V140H35ZM62 139V138H61ZM71 139V141H73ZM82 139H85L84 137L82 138ZM123 139V138H122ZM127 139H128V137H127ZM168 139V138H167ZM224 139V138H223ZM4 140V139H3ZM67 140V139H66ZM79 140V142H80V139H78ZM88 140V139H87ZM33 141V143L35 144V142ZM89 141V140H88ZM109 141V140H108ZM227 141V140H226ZM225 141V142H226ZM239 141H237V142H239ZM29 142V141H28ZM38 142V141H37ZM69 142V141H68ZM76 142H78V141H76ZM83 142H84V140H83ZM90 142V141H89ZM33 143H31V144H33ZM39 143V144H40ZM61 143H63V142H61ZM60 143V144H61ZM71 143V142H70ZM85 143V142H84ZM106 143V142H105ZM113 143H115V144H113ZM172 143V142H171ZM235 143V142H234ZM239 143V144H240ZM28 144H30V143H28ZM28 144H27V146H28ZM54 144H56V142L54 143ZM65 144V143H64ZM76 144V143H75ZM78 144H80V143H78ZM231 144H233V143H231ZM230 144V145H231ZM236 144V143H235ZM58 145V144H57ZM56 145V148L59 146H57ZM62 145V144H61ZM67 145V144H66ZM82 145V144H81ZM81 145H77V146H81ZM84 145V146H85ZM104 145V144H103ZM169 145H172V144H169ZM234 145V144H233ZM19 146V145H18ZM39 146V145H38ZM43 146H44V144H43ZM73 146V145H72ZM75 147H76V145H74ZM85 146V147H86ZM90 146V145H89ZM106 146V145H105ZM2 147V146H1ZM37 147V146H36ZM46 147V146H45ZM75 147H73V148H75ZM82 147V146H81ZM91 147V146H90ZM108 147V146H107ZM228 147V146H227ZM16 148V147H15ZM39 148V147H38ZM58 148H62V149H64L65 148V146H64V148H63V145H62V147L61 146H59ZM68 148V147H67ZM69 148H70V145H69ZM76 148H78V147H76ZM75 148V149H76ZM82 148H84V147H82ZM94 148V147H93ZM125 148H131L132 150H134V152H133V154L135 153L136 155L135 156H133L132 154H129L130 156L132 155L133 156V158H135L134 159V161H135V163H136V170L138 171V170H140L142 173H143V177L141 178L142 179V181L143 182H141V185L144 183L145 184V186H144V188H146L145 190H143L142 192H144V191H146V193H143V194H146V197H147V201H148V206H149V211H150V214H149V216H148V219H150V225H149V228L148 229H146V228H144L143 226H142V222L140 221V218L142 217H139L140 215H138L137 213H136V210H135V204H137L136 202H137V200H136V196H135V193H136V191L134 192V186H136V185H134L133 184V182L134 181H132L131 182V174H132V172L134 171V169L132 168V165H134V164H132V165H130L129 163H128V161L124 158V154H125V152H124V149ZM5 149V148H4ZM3 149V150H4ZM19 149H20V147H19ZM18 149V150H19ZM95 149V148H94ZM1 150V149H0ZM80 150H81V148H80ZM105 150H106V148H105ZM125 150H127V149H125ZM172 150H174V149H172ZM2 151V150H1ZM43 151H44V153H43ZM52 151V152H51ZM59 149H58V151L56 150V152H58V154H60L61 153V151H60V153H59ZM77 151H79V149L77 150ZM103 151V150H102ZM5 152V151H4ZM14 152V151H13ZM12 152V153H13ZM18 152V151H17ZM39 152V151H38ZM106 152V151H105ZM172 152V151H171ZM174 152V151H173ZM172 152V153H173ZM199 152V151H198ZM237 152V151H236ZM7 153V152H6ZM5 153V154H6ZM51 153H53V155H52V157H51ZM66 153V154H65ZM76 153V152H75ZM107 153H108V151H107ZM175 153V152H174ZM3 154V153H2ZM4 154V155H5ZM19 154V153H18ZM40 154V153H39ZM66 156H65V155ZM237 154V153H236ZM7 155V154H6ZM13 155V154H12ZM17 155V154H16ZM38 155V154H37ZM109 155V158L111 157L110 156V154H108ZM233 155H234V153H233ZM58 156V155H57ZM56 156V157H57ZM75 156H73V157H75ZM173 156V157H172ZM238 156V155H237ZM5 157V156H4ZM40 157V156H39ZM38 157V158H39ZM42 157V156H41ZM40 157V159H42ZM59 157H62V156H59ZM58 157V158H59ZM72 157V158H73ZM234 157V156H233ZM2 158V157H1ZM9 158H10V155H9ZM18 158V157H17ZM67 158V157H66ZM71 158V159H72ZM132 158V159H133ZM4 159H6V158H4ZM39 159V160H40ZM69 159V158H68ZM67 159V160H68ZM71 159L69 160L70 161V164L72 165V164H74L75 162H74V160L72 161V163H71ZM129 159V158H128ZM131 159V158H130ZM129 159V160H130ZM3 160V159H2ZM174 160V161H173ZM234 160V159H233ZM4 161V160H3ZM68 161V162H69ZM134 161H132V163L134 162ZM6 162H8V160L6 161ZM74 162V163H73ZM24 163V162H23ZM66 163H67V161H66ZM22 164V163H21ZM60 164V165H59ZM63 165H62V167H64V164H65V162L64 163H62ZM78 164V165H77ZM2 165V164H1ZM4 165H5V163H4ZM32 165H33V163H32ZM75 165V164H74ZM103 165V164H102ZM38 166V165H37ZM36 166V167H37ZM68 166V163H67V165H66V167ZM76 166H74V167H76ZM104 166V167H105ZM3 168H4V166H2ZM25 167V166H24ZM24 167H22V168H24ZM66 167H64L65 169H66ZM69 167H70V165H69ZM0 168H1V166H0ZM26 168V167H25ZM6 169V168H5ZM60 169V168H59ZM62 169V168H61ZM64 169V170H65ZM31 170V169H30ZM37 170V169H36ZM63 170V169H62ZM67 170H68V167H67ZM70 170V169H69ZM72 170V169H71ZM135 170V171H136ZM175 170H177V169H175ZM1 171H3V170H0V173H1ZM34 171V170H33ZM73 171V170H72ZM136 171V172H137ZM6 170L4 171V172H2L1 174H3V176L0 174V178H1V176L2 177H4V175H7L6 173ZM13 172V171H12ZM21 172V171H20ZM38 172V171H37ZM40 172V171H39ZM135 172V173H136ZM175 172V171H174ZM182 172V171H181ZM10 173V172H9ZM19 173V172H18ZM22 173V172H21ZM41 173V172H40ZM170 173H172V174H170ZM179 173V172H178ZM11 174V173H10ZM9 174V175H10ZM14 174V173H13ZM33 174V173H32ZM35 174V173H34ZM77 174V173H76ZM137 174V173H136ZM138 174H139V171H138ZM35 175H37L36 177H38V174H35ZM53 175V176H52ZM141 175V174H140ZM139 175V176H140ZM182 175V174H181ZM212 175V174H211ZM72 176V177H71ZM133 176V175H132ZM231 176V175H230ZM8 178V176H5V178ZM10 177H11V175H10ZM9 177V178H10ZM71 177V178H70ZM108 177V176H107ZM212 177V176H211ZM210 177V178H211ZM4 178V179H5ZM13 179H14V177H12ZM136 178V177H135ZM181 178V177H180ZM3 179V178H2ZM13 179L11 180L12 182H13ZM38 179V181H40L39 180V178H37ZM69 179H71V180H69ZM72 179H73V181H72ZM74 179H77L76 181L74 180ZM132 179H134V178H132ZM139 179H140V177H139ZM1 180V179H0ZM8 181H9V179H7ZM113 180V179H112ZM181 180V179H180ZM227 180V179H226ZM5 181V180H4ZM3 181V182H4ZM7 181V182H8ZM11 181H9L8 182V184L7 185H9V183L11 182ZM15 181H17V179H14V183H15ZM32 181L34 182L35 180H33L32 179ZM42 181V180H41ZM77 181H78V185H76V183H77ZM114 181V180H113ZM136 181H137V178H136ZM177 181V180H176ZM214 181V180H213ZM234 181V180H233ZM6 182V181H5ZM6 182V183H7ZM37 182V181H36ZM107 182V181H106ZM139 182V181H138ZM137 182V183H138ZM201 182V181H200ZM205 181H203V183H204ZM18 183V182H17ZM16 183V184H17ZM41 183V182H40ZM140 183V182H139ZM178 184L180 183V182H177ZM176 183V184H177ZM203 183H202V185H203ZM226 183H228V184H226ZM0 184H1V181H0ZM71 184H72V187H71ZM170 184V185H169ZM264 184V183H263ZM3 186H4V183L2 184ZM1 185V186H2ZM6 185V184H5ZM11 185H13L14 186V184L12 183ZM10 185V186H11ZM31 185H32V183H31ZM134 185V186H133ZM141 185H140V187H141ZM180 185V184H179ZM244 185V186H245ZM1 186H0V188H1ZM16 186V185H15ZM14 186V187H15ZM17 186H18V188H17ZM16 186V188L17 189H10L9 188V190H13L14 192H16L15 190H17V192L14 194L15 196H12V194L13 193H11V191L9 192V193H11V195L8 193V189H7V191L5 190L6 188L5 187H7V186H5L3 189H0V191H5V192H7V193H2V195L3 196H1V194H0V201H2V202H4L3 204H4V206L6 207V205H18V203L20 202V209H22V210H24V207L25 206H23V207H21V203H22V201H24L25 202V199H23L22 198V196L25 194V193H23L22 191L23 190H21V188L19 187V184ZM22 186V185H21ZM33 186V185H32ZM35 186V185H34ZM143 186V185H142ZM181 186V185H180ZM237 186V185H236ZM240 186V185H239ZM238 186V187H239ZM264 186V185H263ZM9 187V186H8ZM7 187V188H8ZM204 187V186H203ZM259 187L261 188V189H259ZM13 188V187H12ZM31 188V187H30ZM36 188V187H35ZM73 188H75V191L73 190ZM76 188H78L79 189V196L80 195H82L83 197L82 198H84V200H83V202H84V204H83V202H82V204H83V208L82 207H80V209H78V207H75V208H77L76 209V211H77V213L79 212V213H81L80 211H82V210H85V215L86 216H81V218H83L84 219V217H85V219L84 220H82L81 218V220H79V221H77L78 220V218L76 219V217H77V213H75L74 211H73V209H75L74 208V206H71L72 208L70 209V205H71V203H70V197H72V199L74 198V195H75V193L74 192H76ZM102 188V187H101ZM138 188V187H137ZM142 188V187H141ZM182 188V187H181ZM237 188V187H236ZM242 188V187H241ZM24 189V188H23ZM103 189V188H102ZM143 189V188H142ZM21 190V191H20ZM29 190H31V189H29ZM36 189H35V191H34V193L37 191ZM208 190V189H207ZM237 190V189H236ZM46 191L48 192V190H47V187H46ZM45 191V192H46ZM22 192V194L23 195H20V193ZM29 192V191H28ZM137 192H138V190H137ZM1 193V192H0ZM77 193V192H76ZM210 193V192H209ZM237 193V192H236ZM28 194V193H27ZM44 194H45V196H44ZM180 194H184V192H183V190H182V192L180 193ZM213 194V193H212ZM238 194V193H237ZM250 194V193H249ZM29 195V194H28ZM36 195H37V192H36ZM51 195V196H50ZM101 195V194H100ZM103 195V194H102ZM101 195V196H102ZM138 195V194H137ZM33 196H34V194H33ZM51 198H50V197ZM75 196H77V194L75 195ZM141 196L142 195H140V198H141ZM144 196V195H143ZM242 196V195H241ZM247 196H249V195H247ZM181 197V196H180ZM183 197V196H182ZM185 197V196H184ZM26 198V197H25ZM34 198H35V196H34ZM37 198V197H36ZM105 198V197H104ZM194 198V197H193ZM235 198V197H234ZM238 198V197H237ZM247 198V197H246ZM253 198V197H252ZM43 199V200H42ZM78 199H80V198H78ZM184 199V198H183ZM182 199V200H183ZM27 200L28 199H26V202H27ZM38 200V199H37ZM107 200H109L107 197H106V202H107ZM178 200V199H177ZM180 200L182 203H183V201L185 202V200ZM236 200V199H235ZM43 201H44V203H43ZM139 201V200H138ZM141 201V200H140ZM175 201H176V198H175ZM174 201V202H175ZM179 201V200H178ZM187 201V200H186ZM241 201V200H240ZM250 201H251V199H250ZM249 201V202H250ZM23 202V203H24ZM34 202H37L36 200L34 201ZM123 202L125 203V205H126V207L123 209ZM142 202H143V200H142ZM236 202H238V201H236ZM248 202V201H247ZM252 202V201H251ZM13 203V204H12ZM29 202H27V203H25V204H28ZM141 203V202H140ZM146 203V202H145ZM179 203V202H178ZM181 203V204H182ZM186 203V202H185ZM243 203H244V201H243ZM242 203V204H243ZM29 204H31V203H29ZM111 204V203H110ZM180 204V205H181ZM184 204V203H183ZM188 205H189V203H187ZM186 204V205H187ZM245 204H248V203H245ZM73 205H74V203H73ZM76 205H78V203L76 202ZM103 205V204H102ZM175 205V204H174ZM177 206L178 207V209L180 208V207H185V204H184V206ZM4 206H1L0 205V207L2 208L3 207V209H4ZM27 206V205H26ZM31 206H33V205H31ZM36 206V205H35ZM35 206L32 208V209H34L35 208ZM37 206H38V204H37ZM36 206V207H37ZM45 206H47L46 208H45ZM82 206V205H81ZM129 206V207H128ZM141 206V205H140ZM140 206H139V208H140ZM145 206V205H144ZM236 206V205H235ZM15 207V206H14ZM14 207L12 208V210L14 209ZM38 207V208H39ZM163 207V208H164ZM172 207H174V206H172ZM176 207V206H175ZM174 207V208H175ZM177 207H176V209H177ZM197 207V206H196ZM246 207V206H245ZM9 208V210H7ZM16 208H18V206L16 207ZM27 208V207H26ZM25 208V209H26ZM28 208H30L29 206H28ZM143 208V207H142ZM173 208V209H174ZM7 209H4L5 211H4V213L2 212V210H1V212L2 213H0V214H3V215H5L4 216V218H6L7 219V217H8V219L10 220V221H12V218L13 217H15V216H11V215H13V211L15 210H13V211H10V207H7ZM31 209V210H32ZM159 209V210H158ZM169 209H170V207H169ZM183 208H180V210H182ZM237 209V208H236ZM21 210V213H18V214H20V221H22L24 218H22V216L23 215H28V214H26V213H28L29 212V210H27L28 212H26V211H22ZM80 210V211H79ZM171 210V209H170ZM170 210H167V211H170ZM175 210V209H174ZM186 212L188 211V210H186V208L184 209ZM195 210V209H194ZM248 210V208L246 207V211ZM252 210V211H251ZM20 210L18 209V212H19ZM37 211V212H38ZM137 211H138V209H137ZM141 211V210H140ZM149 211H147V212H149ZM162 211H163V209H162ZM185 211H183V213L185 212ZM245 211V210H244ZM16 212V211H15ZM22 212H24V213H22ZM26 212V213H25ZM32 212V213H31ZM126 212V211H125ZM165 211H163V217H164V213ZM188 212H190V211H188ZM30 213L31 214H29V216L30 215H32L33 214V216H36V213L34 212L33 213V211H30ZM74 213H75V215H76V217L74 216ZM128 213H126L127 215H128ZM140 213V212H139ZM176 213H178V210H177V212L175 211V214ZM240 213V212H239ZM245 213H247V212H245ZM15 214H17V213H15ZM14 214V215H15ZM23 214V215H22ZM35 214V215H34ZM45 214V215H44ZM141 214V213H140ZM173 214V213H172ZM172 214H169L168 216H166L167 218L165 219V222H166V220H168L167 222H169V223H172V222H175L174 220H176V218L178 217H176L175 219H173V215ZM174 214V215H175ZM179 214H180V212H179ZM248 214H250V213H248ZM38 215H39V213H38ZM146 215H148V214H146ZM146 215H145V218H146ZM178 215V214H177ZM186 215V214H185ZM209 215V214H208ZM244 215V214H243ZM253 215V214H252ZM242 216V215H241ZM2 216H0V218H1ZM12 217V218H11ZM27 218H29L28 216H26ZM38 217V216H37ZM42 217H40V219L42 218ZM80 217V216H79ZM125 217V216H124ZM180 217V219H181V221H183L185 224H186V220L184 221V219L186 218V216L184 217V215L183 214H181V216H179ZM214 217V218H215ZM244 217H247V215L245 216L244 215ZM4 218H1V219H4ZM16 218H18V216L16 217ZM125 218V219H126ZM188 218V217H187ZM8 219L7 220H5V222L6 221H8ZM15 219V218H14ZM125 219H124V221H125ZM143 219V218H142ZM147 219V218H146ZM190 219V218H189ZM211 219V218H210ZM249 219V218H248ZM17 220V219H16ZM16 220H15V222H16ZM37 220V219H36ZM39 220V219H38ZM240 220V219H239ZM247 220V219H246ZM14 221V220H13ZM24 221L25 220H23L22 222H20L19 223V221H18V226H19V224H20V226H22V224L24 223ZM28 221H29V219H28ZM27 221V219H26V221H25V224H28V223H30V224H32V221L31 222H28ZM40 221V220H39ZM81 221V222H80ZM178 221H179V219H178ZM181 221H179V222H181ZM199 221V220H198ZM1 223L0 224H2L3 222L2 221H0ZM4 222V225L2 226V228H1V230H2V233H4L3 232V229H5L4 231H7L8 232V234L10 233L9 231H11V232H13V231H15V233L12 235L11 234V236H15V234L17 235V236H15L16 238H14L12 241H14V244L12 243L11 244V242H9L8 241V238L10 239V241H11V238L9 237L10 236V234H9V236L7 235V232L3 235L4 237L7 235L8 237H6V240L8 241V244H7V242H6V240H5V244H6V246L4 247V243H0V245L1 244H3L2 245V247H4V248H7V245H8V247H10V245H15V248L17 249L18 247H16L18 244H20V246L19 247H21V242H22V240H26V239H24V237L22 238V236H25L26 238L28 237V236H26V233H25V231H27V230H25V229H20V230H18L17 229V224L16 225H14V227H12V228H10L9 227V225L10 226H12L13 224L12 223H8L7 225H8V227L7 228H5V224L7 223H5ZM26 222H28V223H26ZM144 222V221H143ZM164 222V221H163ZM14 223V222H13ZM22 223V224H21ZM37 223V224H38ZM120 225H122V226H124L123 225V223H122V221L121 222H118ZM168 223V224H169ZM182 223V222H181ZM180 223V224H181ZM184 223H182V224H184ZM188 223H189V221H188ZM255 223V222H254ZM15 224V223H14ZM29 224V225H30ZM80 224H81V226H80ZM167 224V223H166ZM175 224V223H174ZM179 224V225H180ZM184 224V225H185ZM170 225V224H169ZM177 225H178V223H177ZM176 225V226H177ZM178 225V226H179ZM188 225V224H187ZM30 226H32V225H30ZM108 226V225H107ZM126 226V225H125ZM145 226V225H144ZM147 226V225H146ZM182 226V225H181ZM4 227V228H3ZM143 227V228H142ZM148 227V226H147ZM19 228V227H18ZM21 228V227H20ZM166 228V227H165ZM176 228H178V227H176ZM180 228V227H179ZM179 228L177 229V230H179ZM184 228H189V227H187L186 225H185V227ZM211 228V227H210ZM214 228V227H213ZM24 231V235H22V234H20L19 233V231ZM127 231H128V233H127ZM189 231V233H190V230H188ZM19 234H18V233ZM175 232H179V233H175ZM2 233L0 234V236L1 237H3L2 236ZM22 233V232H21ZM30 233V232H29ZM115 233V232H114ZM169 233V234H168ZM250 233V232H249ZM248 233V234H249ZM252 233V232H251ZM110 234V233H109ZM128 234V235H127ZM176 234H178V235H180L181 237L183 236V240H185L186 242H184L183 243V241L181 242V241H177L178 242V244H180V242H181V245H182V243L184 244L183 246H181V247H179L178 248V246H175V247H177L178 248V252H183V255L181 254V253H179L181 256H185L183 259L185 260V261H183L182 260V258H181V262H180V257L178 256V253H177V255H176V253L174 254V252H173V256H169V254L171 253L170 251H169V254H168V256H166L167 254V251H166V249H165V247H166V244H167V242H166V239L168 238V235L170 236L169 238L170 239H172V241H173V238L175 239V236H176ZM191 235H192V233H190ZM18 235H20V236H18ZM107 235H108V233H107ZM115 235V234H114ZM253 235V236H254ZM30 236V235H29ZM188 236H190V235H188ZM238 236V235H237ZM3 237V238H4ZM18 237H20V239H21V242L19 243V238ZM31 237V236H30ZM177 237H179V236H177ZM177 237H176V239H177ZM191 237V236H190ZM190 237H189V239H190ZM254 237V238H255ZM13 238V237H12ZM128 238V239H127ZM193 238V237H192ZM191 238V239H192ZM251 238H252V236L250 237V241H251ZM254 238H253V241H254ZM0 239H2V238H0ZM35 239V238H34ZM114 239V238H113ZM181 239V238H180ZM188 239V238H187ZM191 239H190V241H191ZM236 239V238H235ZM37 240V239H36ZM110 240V239H109ZM112 240V239H111ZM177 240H179V239H177ZM0 241H4V240H0ZM167 241H168V243L170 242L169 241V239H167ZM239 241V240H238ZM177 242H176V244H177ZM240 242V241H239ZM255 242H257V241H255ZM262 242V241H261ZM33 243V242H32ZM32 243L30 244V248H31V245H32ZM110 243H111V241H110ZM148 243H151L150 245H149V247H148ZM187 243H189V242H187ZM192 243V242H191ZM242 243V242H241ZM254 243V242H253ZM259 243H260V241H259ZM10 244V245H9ZM23 244H25L24 242H23ZM27 244V243H26ZM172 244H173V242H172ZM177 244V245H178ZM195 244V243H194ZM235 244H237L238 246H236ZM249 244V243H248ZM252 243H250V245H251ZM247 245V244H246ZM256 245V244H255ZM114 246V245H113ZM167 246H168V244H167ZM171 246V245H170ZM249 246V245H248ZM247 246V247H248ZM257 246V245H256ZM261 246V245H260ZM11 247H13L12 249H11ZM10 247V250H9V252L12 250V251H14L13 253H14V255L16 254H18L17 252H19L20 251V249H15L14 248V246H11ZM174 247V246H173ZM172 247V248H173ZM186 247H188V245L186 246ZM244 247V246H243ZM258 247H259V245H258ZM23 247H21V249H22ZM29 248V247H28ZM102 248H103V250H102ZM176 248V249H177ZM180 248H182L181 250H179ZM196 248V247H195ZM231 248V249H230ZM254 248H256V247H254L253 246V249ZM26 249V248H25ZM23 250L24 252L26 251V250ZM32 249V248H31ZM168 249V248H167ZM170 249H171V247H170ZM169 249V250H170ZM187 249V250H186ZM194 249V248H193ZM257 249V248H256ZM2 251H4V249L2 248L1 249ZM0 250V251H1ZM6 250V249H5ZM8 250V249H7ZM6 250V253H8V251ZM15 250L17 251L16 253H15ZM183 250V251H182ZM1 251V252H2ZM22 251V250H21ZM22 251V252H23ZM150 251L152 252L153 251V254L155 253V256H154V260L151 262V263H149V262H146L148 259H150L149 257H148V255H149V253H150ZM173 251H175V249L173 250ZM196 251V250H195ZM254 251H256V250H254ZM0 252V253H1ZM22 252H19V253H22ZM24 252H23V255H24ZM253 252V251H252ZM5 253V252H4ZM5 253V254H6ZM11 254H12V252H10ZM157 253V254H156ZM236 253V252H235ZM238 253V252H237ZM255 253V252H254ZM2 254V253H1ZM0 254V255H1ZM5 254L3 255H1L0 257H2V259L0 260V263H2L1 261H4L3 259H5V258H3V256H5ZM152 254V253H151ZM172 254V253H171ZM189 254V253H188ZM233 254V253H232ZM239 254H240V252H239ZM250 254V253H249ZM10 255V254H9ZM19 256L20 255H22V254H18ZM17 255V256H18ZM31 255H28L29 257L31 256ZM195 255H197V254H195ZM234 255V254H233ZM238 255V254H237ZM17 256H16V258H17ZM19 256H18V259L20 260V258H19ZM26 256V255H25ZM151 257H152V255H150ZM188 256V255H187ZM242 256V255H241ZM6 257V256H5ZM9 257V256H8ZM20 257H22V256H20ZM24 257V256H23ZM148 257V258H147ZM166 257L167 258H169V259H171V260H169V261H167L166 260ZM189 257V256H188ZM229 257H232V256H229ZM235 257V256H234ZM244 257V256H243ZM251 257H252V259H253V261L255 262V263H257V264H259V263H264V245L263 246H261V247H259V249L257 250V252L255 253V254H253V255H251ZM12 258H13V254H12ZM25 258V257H24ZM27 258V257H26ZM31 258H32V256H31ZM179 258V259H178ZM115 259V258H114ZM147 259V260H146ZM153 259V258H152ZM151 259V260H152ZM190 259V258H189ZM198 259V258H197ZM232 259V258H231ZM234 259V258H233ZM8 260V261H7ZM19 260H15V261H17V262H15L14 261V258H13V262H15V263H19L20 261ZM235 260V259H234ZM6 261H7V263L9 264V259H7L6 258ZM19 261V262H18ZM23 261H26V259H23ZM22 261V262H23ZM199 261V260H198ZM231 261V260H230ZM242 261V260H241ZM245 261V260H244ZM249 261H250V259H249ZM11 262H12V260H11ZM12 262V264H15V263H13ZM100 262V263H99ZM197 262V261H196ZM4 263V262H3ZM6 263V262H5ZM21 263V262H20ZM19 263V264H20ZM198 263V262H197ZM236 263V262H235ZM245 263V262H244ZM255 263H253V264H255ZM25 264H26V262H25ZM28 264V263H27ZM31 264V263H30ZM101 264H104V263H101ZM192 264V263H191ZM237 264H241L240 262H237Z\"/></svg>",
	"mask_w": 264,
	"mask_h": 264
},
{
	"label": "rangeland",
	"instance_id": "374dc122",
	"mask_svg": "<svg viewBox=\"0 0 264 264\" xmlns=\"http://www.w3.org/2000/svg\"><path fill=\"white\" fill-rule=\"evenodd\" d=\"M6 1V2H5ZM0 0V42H2L3 43V41H4V43L2 44V43H0L1 44V48H2V46L5 48L6 47V51L2 48H0V57L3 55V53H4V55H3V58H7V59H0L1 61V63H0V66H1V64H2V70H1V68H0V74H1V72L3 73V75L1 74L0 75V81H2V83L3 84H0V102L1 103H4V104H2V106H1V104H0V108H2V110H1V112H0V116H1V118H0V130H1V132H0V137H1V139H0V149L2 150H0V166H1V168H0V170H3V171H1V173L2 172H4L5 170H6V174L7 175H4V177H2L3 176V174H1L2 176H1V184H0V186L4 183V186L2 185L1 186V188L0 189H3L5 186H9L8 188L7 187H5L4 189L7 191V189H8V193L11 191V190H9V188L10 189H17L18 188V184H19V187L21 188V190H23L22 192L23 193H25L24 195L22 194V192L20 193V195H23L22 196V198L23 199H25V202L24 201H22V203H21V207H23V206H25L24 207V210H22V209H20L19 207H20V202L18 203V208H16L17 206L14 204V205H6V207L4 206V202H2V201H0V205L1 206H4V209H7V207H10V211H13L14 209V213H13V215H11V216H15V217H11L12 218V221H10L9 219H8V217H7V219H8V221H6L5 222V220H7L6 218H4V216L5 215H3V214H0V216H2L1 218H4V219H1L0 218V221H2L3 223L2 224H0V234L2 233V230H1V228H2V226L4 225V222L6 223L5 224V228H7L8 227V223H12L13 225L12 226H10L9 225V227L10 228H12V227H14V225H16L17 224V229L18 230H20V229H25V230H27V228L28 227H33V222L35 221V224L38 226L40 223H38V222H41V220L43 219V212L44 213H46L45 211H43V209H44V205H46V202L44 203V201H43V205L42 206H40L41 207V215L43 216H41L40 215V211H38L39 209H40V207H39V205H41V203H39V202H41V200H39V198L41 199V197H39L41 194H43V193H50L49 192V186H48V183L49 182H46V177H47V175H49V174H53V171H52V169H51V167H45V165H44V158H43V155H45V153H44V151H43V155H42V151H40L41 149L43 150H46L47 149V145L49 144L50 145V147H54V146H51L52 144L53 145H55V147L54 148H50V149H56L57 151H58V149L61 151V153H60V151H59V153L60 154H58V152H56V150L55 151H53V153L55 152V153H57V155L55 154V156L54 157H52V155H53V153H51V157H52V159L54 160V159H56L57 161H59V160H61V159H63L64 157H63V153L62 152H66L67 153V155H68V153L70 152L69 150H71V152L74 150L75 152H72L74 155H72V154H70L69 153V155H72L71 156V158L73 157V156H75V154H77L78 152H81V153H83L84 154V149L86 148H88L89 147V149L91 150V151H93L94 153H96V152H98V150H97V145H96V143L97 142H99L100 143V145H101V148H100V150H101V154L102 155H100V157H99V159L100 158H102V159H100L99 160V165L101 164V167L104 169V168H106L107 166H105V165H108L109 166V164H107V163H109V159H112V152H113V147L111 146V145H108L111 141L113 142V141H115V135L117 134V133H115V132H120V135H121V142L122 141H124V142H122V144L125 146V147H127L128 145H129V143H128V140H129V138L131 137L130 135H128L129 133H131V131L127 128L128 127V125H129V123L132 125V126H136V129H135V131H141L140 129H141V125L140 124H138L137 123V121H136V118H137V112H136V110H137V107L135 106V113H133L132 114V112L133 111H131V105H128L127 107H129V111L127 112V115H125V118H127V119H125L124 120V122H123V124H122V122L120 123L119 122V120H118V115H117V113L115 112V110H114V108H113V104H114V102L116 101L115 100V98H113V94H111L110 92L108 93V96L106 97L107 99L105 100V104L103 105V108H102V111H99L98 109H96V106L98 105V103H96L97 105H95V103H92L93 104V107L91 108V110L90 111H88V117L90 118V119H92V121L91 122H93L92 124L94 125V123H95V127H96V129H95V131H96V133L95 134H93V135H89V136H87L89 133H87L88 132V128H87V126H84V123H83V121L81 120V118H79L80 116L79 115H81L82 116V114L80 113V106L79 105H81V106H83L82 104H84L85 103V100H87V99H93V97H95V88H93V87H95V85H96V83L98 84L99 82L101 83V82H103L102 83V85L101 86H104V87H110L111 86V89L113 90L114 89V81L112 82V84H113V86H112V84H110V80H112V79H114V77L115 78H117V79H119V84H121V87H125L124 85H126V88L128 89L129 88V90L128 91H130V93H133L132 95H129L128 97V100H131V98L134 100V102L133 103H135V104H138V100H139V98H140V96H139V91L137 92V90H139L138 89V85L137 86H135L138 82V80H136V79H138V76H137V71H138V58H139V56H140V53H139V49H138V45H136V44H138V43H136L134 40L133 41H130V39L128 38V37H120L119 36V34L118 33H123L124 31L126 32V29H125V25H124V14H123V12H122V10H124V9H121V7H119L118 6V10L120 11V13H121V15L119 16V20L121 21L120 23H123V24H121L120 26H121V28L119 27L118 29H120V31L121 32H118V29H116L115 28V24L116 23H114L111 19H109V16H107V17H105L104 18V20H103V22H102V26H101V28L102 29H100V30H98L97 28H96V24H94L93 23V21H92V19H91V17H90V14L89 13H87V7H92L93 8V14L95 13L94 12V7H96L97 5H98V3H101L102 2V0H101V2H98V1H100V0H45V2L47 3V2H49V3H44V1L43 0H28L29 2V4L31 5V3L30 2H32V5L30 6L29 4V6H30V8H32L33 9V7H35L34 8V10L36 11L37 10V12L39 11V13H40V11H42V9H43V13H48V14H43V16L42 15H40L41 17H37V19L35 20V22L36 23H34L33 24V29L31 28V29H29V31L28 30H26V28H25V30H23V28H21V26L19 25L18 26V24L16 23V14H17V12H16V7H17V9L19 8V3H17V1H20V0ZM14 1V2H13ZM25 1V0H24ZM23 0L21 1V4H22V2H24ZM38 3H40V4H37V2ZM43 1V2H42ZM107 1V0H106ZM190 1L191 0H134L133 2H131V3H135L136 4V6L135 5H133V6H135V8L137 9H135L134 7V9H131L132 11L134 10L135 12H136V16H137V12L138 11H140V13L138 12V16L137 17H139L140 15V18H138L139 19V21L141 20V22H145V24H147V25H150V28H151V33H150V35L148 36V39L147 40H143V41H147V42H149V43H151L152 42V44H151V49H153L152 51H153V56H152V59L153 60H155V67H157V73L159 74V77H160V81H159V83H157L156 84V86L160 89H158V88H156V89H153V90H151L152 88L149 86V85H147V86H149V89L147 88V87H145L147 90H146V93H145V95H147L146 96V98L148 97H150L149 95H151V93L150 92H156L157 94H156V96H155V99H154V103H155V106H156V108H157V110L156 111H158L157 113H156V117H155V120L157 119L158 120V123L160 124V127L164 130V132L166 133V134H164L163 136L164 137H166V139H165V143L166 142H169L168 144H166L167 146H168V148L170 149V154L172 155L173 154V158H174V164L173 165H175V162H176V165L175 166H173L172 167V171H171V168L168 170V171H170V172H173L174 174H176L175 176H177L176 177V180H175V182L177 183V182H180L179 184L181 185H179L178 183L176 184V183H173V182H171L170 184L172 185V186H170V189H171V187H174V185L176 186V187H180V188H177V189H181V191H180V193L182 192V190H183V192H184V194H180V193H178L180 196H179V198H177L178 197V195H175V197L173 196V197H171V199H169L170 200V204H169V207H170V209H169V207H167V210H170V211H167L166 209H165V207H164V205H158V208H160V207H162V208H160L161 210H160V212H162V214H161V217L162 218H164V220L163 219H160L161 220V222L163 223L161 226H162V231H163V233H164V236L165 235H167V233L165 234V232L164 231H166L167 230V226H172L173 225V228H174V230H176V231H179L180 232V229H182L183 228V231H185V230H187V232L185 231L184 232V235L183 236H186L185 235V233L187 234V237H185L184 239H186V240H188L187 242H189V243H187L185 240H183V236L181 237L180 235H178V234H176V236H175V239L173 238V241H172V239H170L169 237V235H168V238L167 239H169V243H168V241H167V239H166V242H167V244H168V246H167V244H166V247H165V249H166V251H167V255L166 256H168V254H169V251L172 253H170L169 254V256L171 257V256H173L175 253H176V255H177V253H178V256L180 257L181 255L179 254V253H181L182 255H183V252H185V256H186V261H190L188 264H237V262H240L241 264H253V263H255L254 261H253V259H252V257H251V255H253V254H255L256 252H257V250L259 249V247H261V246H263L264 245V238H260V237H255V235L253 234V230H255L256 228H257V226H258V220L256 219V217H254L255 216V214L253 213V211L252 212H250V210H249V208H250V206L253 204V202H254V199H255V197L253 196L254 195V193H252V192H250L251 190L249 189V187L247 188V185H245V184H239V183H237V177L236 176H238L239 175V173H240V171L241 170H244L245 168H247V167H250V166H252V164L255 162V156H257V155H255L254 156V158H253V156L251 157V156H248L247 157V154H245V146H243L244 144H241L240 143V141L239 140H235V139H233V140H231V139H227L226 137H224L222 134V130H221V128H220V126L218 125L219 124V122L220 121H222V122H225L226 120H227V114H224V112H222V111H220V109L217 107V106H214V103L217 105L218 104V102H215V98H213V96H215V97H217V98H219V94L217 93L216 94V92H214V91H211V89H209V85H207V84H210L213 80H215V79H217V76H216V72H217V70H216V68L218 67V68H221L222 66L220 65V61H221V58H222V56H220L221 54H223V52H224V54H223V56L225 57V61H227L228 62V64H230V65H228V67H229V69H230V71H231V73L235 70V66L236 65H234L233 64V58H232V56L231 55H229V54H227L226 53V51L228 50V44H229V38L228 37H226L227 35L225 34V31H224V26H222L223 24H221V25H219V23H218V20H220V19H218V17L216 18V16H218L217 14H216V12H217V10L219 9V7H216V12L212 9L211 11H210V13L212 14V16H215V20L213 19V25H212V29H214L215 31H213V33L215 34V36H214V39L216 40V44H217V46L219 47V49L221 50L220 52L221 53H219V56H218V54H215V55H212V56H210L209 55V53H203L202 52V49H205V48H207V47H204L205 45V43L204 42H202L200 39H198L197 38V36H198V32L195 30V31H193V32H197V33H193L192 31L190 32V31H188V28H190L189 26H191L192 24H194L195 23V20H197L198 21V18H197V16H196V14H197V12H195L196 11V8H198V7H189L188 8V6H189V3H190ZM206 0H204L203 2H205ZM208 1V0H207ZM88 2V3H87ZM98 2V3H97ZM9 3H10V5H9ZM16 3H17V5H16ZM33 3H34V5H33ZM4 4V5H3ZM7 4V5H6ZM37 4V5H36ZM42 4H44L43 5V7H42ZM93 4V5H92ZM36 5V6H35ZM92 5V6H91ZM113 5H115V3L113 4ZM186 5H188L187 7H186ZM16 6V7H15ZM39 8H38V7ZM40 6L42 7L41 8V10H40ZM130 6H131V4H130ZM185 6V7H184ZM38 9H37V8ZM49 7L51 8V9H54L55 11H53V13H51L52 11H48L49 10ZM208 7V6H207ZM7 8H10V10L9 9H7ZM15 9L14 10V12L16 13H14L12 10L13 9ZM115 8V7H114ZM132 8V7H131ZM187 10H186V9ZM191 8V9H190ZM194 8V9H193ZM12 9V10H11ZM32 9H30L31 10V12H29V15H30V13L31 14H33L32 13ZM44 9L45 10H47V11H44ZM116 9V8H115ZM145 9V10H144ZM183 9V10H182ZM190 9V10H189ZM8 10V11H7ZM64 11V12H63ZM186 11V12H185ZM189 11V12H188ZM213 11V12H212ZM11 12H13V13H11ZM53 15H56L58 18H61V19H66V22H68V23H70L71 24V22H72V24L70 25V24H68V23H66L67 25L66 26H68V27H70L71 29H69L68 27V29L69 30H71L72 31V33L73 32H75L76 34H75V37H74V34H73V37L72 38H75L74 40H77V41H82V42H84L85 44H86V46H87V48L85 47V50H83V52L84 53H86V54H84L83 52H82V54H81V56H82V63H79L80 65H79V69L77 68L78 67V65L76 66V68H74V70L75 69H77V70H75V71H73L72 72V70H71V72H72V74L74 73V76H75V72H79L78 74H76V78L75 77H73V75H70V78L71 77H73V78H71V80H70V78H67L69 81H67L66 83L67 84H62L61 86L60 85H58L57 86V88L59 87L60 89H63L61 92L58 90V89H56V90H53L52 92L53 93H51V91H50V93L53 95V96H55L57 93L56 92H59L58 94H59V96H58V94H57V96H58V98L60 97V98H63V99H61L60 101L61 102H63V104H65V103H68V101L70 102V103H72L70 100L71 99H75L74 101H73V103L75 102L76 103V106L78 105V109H79V112L77 111V113L78 114H76L77 116H75V117H73L74 119L73 120H76V124L78 125V127H77V125H75L74 126V121L73 120H71L72 119V117H70V115H66L64 112H63V110H61L62 108H60L61 106H62V104H58L57 102H59V100L57 101H55V100H53V99H56L57 98V96L56 97H54L53 98V96H52V98H51V96L49 95V90L47 89L48 87H47V84H39V83H37L38 81L36 80V78H34L33 76L35 75V74H33L32 73V71L29 69L31 66V60H34L35 59V57L36 56H34V58L32 59L30 56H33V55H35L34 53L36 52L37 53V51H38V48H39V50L40 51H42V48H43V43L41 42V43H39L38 42V44L37 45H39V46H36L37 47V49L35 48V47H33V46H35L36 44H34V43H31V42H33V41H29V39H30V37L35 33V31L36 32H38L37 34V36H40L41 34H39V33H41V32H44L43 31V28L44 27H41V26H43L44 25V23L47 21H49V19H54V17H52V15L50 14V13ZM55 12V13H54ZM180 12V13H179ZM185 12V13H184ZM38 13V14H39ZM213 13H214V15H213ZM59 14H60V16H59ZM140 14V15H139ZM61 15H64V17L63 16H61ZM184 15H185V17H184ZM14 16V17H13ZM31 16V15H30ZM67 16V17H66ZM69 16V17H68ZM72 16V17H71ZM211 16V15H210ZM44 19H43V18ZM48 17H49V19H48ZM71 17V18H70ZM90 17V18H89ZM142 17V18H141ZM47 18V19H46ZM123 18V19H122ZM184 18V19H183ZM14 19H15V21H14ZM70 19H72V20H69ZM74 19V20H73ZM122 19V20H121ZM188 19V20H187ZM218 19V20H217ZM13 20V21H12ZM39 22H41V23H39L38 24V21ZM55 20V19H54ZM56 21V20H55ZM75 21V22H74ZM217 21V22H216ZM14 22L16 23V24H14ZM105 22V23H104ZM140 22V23H141ZM188 22V23H187ZM215 22V23H214ZM74 23V24H73ZM119 23V24H120ZM184 23V24H183ZM43 24V25H42ZM103 24H104V27H103ZM113 24V25H112ZM217 24V25H216ZM10 25V26H9ZM38 26V27H36V26ZM76 25V26H75ZM124 25V26H123ZM177 25V26H176ZM188 25V26H187ZM219 25V26H218ZM45 26V25H44ZM73 26V27H72ZM99 26V25H98ZM152 26V27H151ZM182 26V27H181ZM216 26V27H215ZM18 28V29H16V28ZM76 27V28H75ZM123 27H124V29H123ZM187 27V28H186ZM214 27V28H213ZM22 29V33L20 32V30ZM37 28V29H36ZM41 28V29H40ZM73 28H75V29H73ZM105 28V29H104ZM216 28V29H215ZM219 28H220V30H219ZM20 29V30H19ZM113 31H112V30ZM122 29H123V32H122ZM182 29V30H181ZM197 29V28H196ZM223 29V30H222ZM32 30H34V33H33V31ZM180 30V31H179ZM18 31H19V33H18ZM70 31V32H71ZM115 31V32H114ZM187 31V32H186ZM222 31H224V32H222ZM25 32H27V33H25V36L23 35ZM28 32H30V34H32V35H28L29 33ZM116 32H118V33H116ZM124 32V34H120L121 36H127L126 35V33ZM186 32V33H185ZM53 33V36H54V32H52ZM52 33H51V35H52ZM68 33V32H67ZM101 33H103V34H101ZM114 33V34H113ZM189 33V34H188ZM193 33V34H192ZM216 33H217V35H216ZM221 33H223V34H225V35H223V34H221ZM21 34H22V36H21ZM194 34H196V35H194ZM20 35V36H19ZM50 35V36H51ZM106 35V36H105ZM27 36V37H26ZM29 36V37H28ZM55 36H56V34H55ZM221 36V37H220ZM120 37V38H119ZM25 38H27V43H26V41H25ZM103 38V39H102ZM123 38V39H122ZM217 38V39H216ZM226 38V39H225ZM7 39V40H6ZM9 39V40H8ZM66 39H67V37H66ZM11 40V41H10ZM14 42H13V41ZM15 40H16V44H15ZM102 40H105V43H104V46L102 47ZM119 40V41H118ZM8 41V42H7ZM10 41V42H9ZM67 41L68 40H66V42H65V47L62 45V46H59V49L61 50L63 47V49H64V51L66 52L67 50L72 54V52L68 49L69 48V43H67ZM71 41H72V39H71ZM130 41V42H129ZM151 41V42H150ZM200 41V42H199ZM13 42V43H12ZM30 42V43H29ZM132 42H133V44H132ZM199 42V43H198ZM7 43V44H6ZM29 43V44H28ZM203 43V44H202ZM222 43V44H221ZM6 44V45H5ZM9 44V45H8ZM10 44H12L11 46H10ZM20 44V45H19ZM31 44V45H30ZM32 44H33V46H32ZM43 44V45H42ZM67 44V45H66ZM88 44V45H87ZM198 46H197V45ZM24 45H25V47H24ZM30 46V47H32V48H30V47H28V46ZM42 45V46H41ZM201 45V46H200ZM7 46H8V48H7ZM41 47V48H40ZM62 47V48H61ZM153 47V48H152ZM178 47H180V48H178ZM198 47V48H197ZM156 48V49H155ZM222 48V49H221ZM32 49H36L37 51H35L34 53L32 52ZM58 46L56 47V50L55 51H57L58 52ZM63 49H62V51H63ZM66 49V50H65ZM175 49V50H174ZM179 49V50H178ZM198 49V50H197ZM225 49V50H224ZM4 50V51H3ZM9 50V51H8ZM199 50H201V52H199ZM8 51V52H7ZM62 51H60V52H58V55L56 56L57 58H54L53 60H54V62L56 61V59L57 60H62L63 58H64V54L63 53H65L64 51H63V53H61ZM185 51V52H184ZM188 51V52H187ZM30 52V53H29ZM33 53V54H32ZM68 53V52H67ZM67 53H65V55L67 54ZM89 53V54H88ZM198 53H200V56H199V54ZM2 54V55H1ZM32 54V55H31ZM93 59L92 61H91V58L90 57H88V55ZM197 54V55H196ZM205 54V55H204ZM227 54V55H226ZM59 55H62V57H59ZM68 55H69V53H68ZM67 55V56H68ZM84 55H85V57H84ZM148 55V54H147ZM185 55V56H184ZM204 55V56H203ZM210 57H209V56ZM217 55V56H216ZM71 55H69L68 56V58L66 57V58H64L63 60H68L69 58H71V59H73V56H71ZM179 56H181V58H182V63H183V61H184V59L183 58H185V62H186V67L184 66V67H182V68H178V65L174 62V59L176 58V57H179ZM207 56H208V58H207ZM228 56H229V58H228ZM19 57V58H18ZM88 57V58H87ZM204 57V58H203ZM218 57V58H217ZM221 57V58H220ZM232 59H231V58ZM59 58V59H58ZM86 58V59H85ZM206 58V59H205ZM210 58V59H209ZM13 61H12V60ZM81 59V58H80ZM88 59V60H87ZM89 59H90V61H89ZM216 59V60H215ZM220 61H219V60ZM227 59V60H226ZM11 60V61H10ZM57 61V62H61V61ZM62 60V61H63ZM85 62H84V61ZM99 60V61H98ZM213 62H212V61ZM5 61H7V62H5ZM88 61V62H87ZM208 61L210 62V65L208 64ZM230 61V62H229ZM9 62H12V66L10 67V63ZM20 62V63H19ZM52 62L51 63V65H52V67L54 66V69L55 68H57L58 70H62L61 68H63V62L62 63H57V62ZM85 63V65H84V63ZM91 62H93V64L91 63ZM213 63V65H212V63ZM214 62H216V64L214 63ZM227 62H226V64H227ZM19 65H18V64ZM86 63H87V65H86ZM90 63V64H89ZM6 64V65H5ZM10 64V65H9ZM54 64V65H53ZM59 64V67L57 66ZM81 64H82V67H81ZM208 64V65H207ZM214 64H215V66H214ZM88 65H90V66H88ZM93 65V66H92ZM212 65V66H211ZM7 66V67H6ZM18 66V67H17ZM27 66H30V67H27ZM57 66V67H56ZM86 66H88V67H86ZM214 66V67H213ZM233 66V67H232ZM8 67H10V68H8ZM28 68V69H26V68ZM61 67V68H60ZM92 67V68H91ZM94 67V68H93ZM204 67V68H203ZM213 67V68H212ZM231 67V68H230ZM237 67V66H236ZM16 70H15V69ZM24 68V69H23ZM88 68H91L92 70V72L90 71V69H88ZM96 68V69H95ZM158 68H159V70H158ZM3 69H5V70H3ZM8 70V72H10V73H8L7 72V70ZM21 69V70H20ZM53 69V68H52ZM51 69V70H52ZM57 69H55L56 71H57ZM83 69V70H82ZM12 70V71H11ZM15 70V71H14ZM79 70V71H78ZM85 70H88L87 72H91L90 73V75L92 76V78H91V76L87 73V74H85L86 73V71ZM183 70V71H182ZM23 73H22V72ZM31 71V72H30ZM94 71H95V73H94ZM189 71V72H188ZM62 72H63V70H62ZM62 72H58V75L57 74H55V76L54 77H56L57 76V78H58V76H60V77H62L60 74H62ZM71 72H70V74H71ZM184 73V72H187L186 74H189V75H192V76H190V78H191V85H194V89H193V92H192V94H193V100H195V99H199V101H201V100H203L204 99V104H203V102L201 103V102H198V104L200 105V106H198L197 108L200 110V111H203L204 113H205V117H207V118H205L206 120V122L208 123H206L207 124V126L209 127V130L211 131V133H208V136L210 137L209 138V140H210V142H212L211 144L216 148V150L218 151V152H220L219 154H220V156H221V158L223 159L222 160V162H223V164H224V166H225V168H227L228 169V171H229V173H230V175H229V177H227L226 179H225V182H227V181H231L230 182V185H227V186H232L231 187V189H233V187H234V189H233V191L235 192V196H233V198H232V200H233V202H235L236 204H234V209L236 210V211H238V217H237V221H236V226H237V230L238 231H240V233L239 234H237L236 235V237H234V241L239 245L240 244V246H241V250H236V249H234V247L233 246H231L232 247V249H233V251L232 252H229V251H227L226 250V248H224L223 246H224V244H225V242L228 240V238L229 237H227V235H223L222 234V228L220 227V226H217V223H215V221L214 220H216V217H215V213H214V208H215V206H217L216 205V199H214L215 197H214V194H216L217 192L219 193V186H218V182L216 181V179H213V174H215V170L219 167L218 165H215V166H210L209 165V167L206 165V164H208L207 162H206V159L204 158V157H202V155L200 154V147L198 146V142H197V140L195 139V133L193 132V129L191 128V125H189V115H188V113H187V111L186 110H184L185 108H183V98H182V96H181V88L179 87V77H180V74L181 73ZM12 73V74H11ZM15 73V74H14ZM6 74V75H5ZM17 74V75H16ZM22 74V75H21ZM25 74H26V76H25ZM93 74H94V77H93ZM96 74V75H95ZM11 75V76H10ZM30 75V77H28ZM69 74H67V76H68ZM83 75H85V76H83V80H85V82L83 81V83H81V77ZM88 75V76H87ZM97 75H100V76H98L97 77ZM1 76L3 77V78H1ZM7 77V79L10 81H7V79L5 78V77ZM25 77V79H24V77ZM79 76V77H78ZM81 76V77H80ZM206 76V77H205ZM23 77V78H22ZM59 77V78H60ZM69 77V76H68ZM77 77H78V79L79 80H77ZM84 77H86V78H84ZM95 77H96V80L98 81H96V83H95ZM100 77V78H99ZM11 78V79H10ZM13 78V79H12ZM17 78H19V79H17ZM21 78V79H20ZM56 79L55 78V80H57V82H58V80L59 81H61L60 79ZM90 79V83H89V79ZM94 78V79H93ZM62 79V78H61ZM88 81H87V80ZM92 79H93V81H94V83H91V82H93L92 81ZM122 79H123V81H122ZM18 80V82L16 83L15 81H17ZM26 80V82H23V81H25ZM30 80H31V83H29L30 82ZM34 80V81H33ZM75 80V81H74ZM77 80V81H76ZM81 80V81H80ZM80 81V82H79ZM122 81V82H121ZM135 81H136V83H135ZM8 82V83H7ZM13 82V83H12ZM20 82V83H19ZM71 84H70V83ZM74 82V83H73ZM76 82V83H75ZM117 82H118V80H117ZM125 82H126V84H125ZM1 83V82H0ZM4 83H5V85H4ZM23 83V84H22ZM27 85H26V84ZM34 83H35V85H34ZM36 83H37V85H36ZM60 83V82H59ZM28 84L30 85V86H28ZM32 84V85H31ZM76 86H75V85ZM80 84V85H79ZM82 84L85 86V87H82V88H80L81 86H82ZM90 84V86H88ZM93 84H94V86H93ZM124 84V85H123ZM161 84V85H160ZM11 85V86H10ZM17 85V86H16ZM20 85V87L17 89V87ZM38 85H40V86H38ZM46 85V86H45ZM63 85L65 86V87H67V85H69L68 86V89H74L75 87V89L74 90H76V89H81L80 91H78L77 90V92L75 91V93H73V91H70V90H68V89H66L65 87H63ZM106 85V86H105ZM123 85V86H122ZM129 85V86H128ZM6 86V87H5ZM32 86V87H31ZM41 87V90H43V92L42 91H39V92H42V93H38V91H37V89L36 90H33L34 88H36V87ZM71 86V87H70ZM86 86H87V88H86ZM100 86V85H99ZM131 86V87H130ZM207 86V87H206ZM4 87V88H3ZM22 87V88H21ZM31 88V90H30V88ZM42 87H43V89H42ZM44 87H45V89L47 90V92H46V90L44 89ZM73 87V88H72ZM79 87V88H78ZM7 88V89H6ZM10 88V89H9ZM14 88H16L15 90H14ZM26 88H28V89H26ZM69 92V94L67 93V95H69V96H67V97H65L66 96V94L64 93L65 92V89ZM84 88H86L85 89V91H84ZM89 88V90H87ZM135 88H137V89H135ZM4 89V90H3ZM8 91V93L9 94H7L6 92V90ZM12 89V90H11ZM24 89L25 90H27V91H24ZM91 89V90H90ZM94 90V92H92L93 90ZM132 89V90H131ZM135 89V91H136V94H135V91L133 92V90ZM9 90H11L10 92H9ZM30 90V91H29ZM45 90V91H44ZM148 90H150V92H148ZM6 91V92H5ZM32 91V92H31ZM36 92V95H35V92ZM54 91H56L55 93H54ZM88 91H90L91 93H94V94H92V96H91V93H89ZM209 91H210V93H209ZM18 92V93H17ZM21 92H23V93H25L24 95L21 93ZM34 92V93H33ZM70 92H71V94H70ZM88 92V93H87ZM160 92V93H159ZM6 93V94H5ZM15 93H17V94H15ZM21 93V94H20ZM44 93V94H43ZM48 93V94H47ZM62 93H63V95L65 94V96H63L62 95ZM77 93H78V96H79V94H80V98H81V96H82V100L81 99H79V97H76L77 96ZM85 93H87L86 95H85ZM137 93H138V95H137ZM149 93V94H148ZM13 94V95H12ZM20 94V95H19ZM28 94H31V95H28ZM38 94H43L46 98H51L50 100H51V102L53 101H55L54 103H57L56 104V106H60L59 108V111H60V113L62 112V115H59L60 113L56 110V112H55V108L54 107H56L55 106V104L54 103H48V102H50V101H48V99H46L48 102H46L45 100V103L43 102V103H40V102H42L41 100H43L45 97L43 96V99H41V97H40V95H38ZM46 94V95H45ZM61 94V95H60ZM76 94V95H75ZM84 94V95H83ZM159 94V95H158ZM214 94V95H213ZM3 95V96H2ZM4 95L6 96V97H4ZM50 97H49V96ZM70 95H74L73 96V98L70 96ZM89 95H90V97H89ZM135 95H137V96H135ZM158 95V96H157ZM194 95H195V97H194ZM213 95V96H212ZM9 96H11V97H9ZM16 96H18V98L19 99H17V97ZM29 96V97H28ZM31 96V97H30ZM35 96V97H34ZM84 96V97H83ZM112 96V97H111ZM132 96V97H131ZM139 96V97H138ZM2 97V98H1ZM4 97V98H3ZM8 97H9V99H8ZM39 97H40V99H39ZM68 97H70L69 99H68ZM108 97H110V98H108ZM134 97V98H133ZM137 97V98H136ZM156 97L158 98V99H156ZM7 98V99H6ZM11 98V99H10ZM14 98H16V99H14ZM31 98V99H30ZM147 98V99H148ZM151 98V97H150ZM39 99V100H38ZM66 99H68V100H66ZM76 99H78V100H76ZM85 99V100H84ZM5 100H7V101H5ZM12 100H13V102H12ZM18 100V101H17ZM38 100V101H37ZM62 100H65V101H67V102H64V101H62ZM128 100H127V103L129 104L130 102H128ZM149 100V99H148ZM217 100V99H216ZM24 101V102H23ZM40 101V102H39ZM77 101V102H76ZM80 101H81V103H80ZM83 101V102H82ZM111 101V102H110ZM156 101L159 103H156ZM16 102H18V104L16 103ZM22 102V103H21ZM30 102V103H29ZM35 102V103H34ZM113 102V103H112ZM208 102V103H207ZM20 103L22 104V106L20 105ZM47 103H48V107L50 108V112L48 111V107L46 106H44L45 104L47 105ZM78 103H80V104H78ZM12 104V105H11ZM15 104V105H14ZM24 104H25V106H24ZM30 104V105H29ZM38 104H42L41 106L40 105H38ZM51 105V107H50V105ZM69 104V103H68ZM4 105V106H3ZM8 105V106H7ZM14 105V106H13ZM16 105H19V106H16ZM38 105V106H37ZM54 107H53V106ZM95 105V106H94ZM157 105H158V107L160 108H158L157 107ZM203 105V106H202ZM206 105H208V106H206ZM6 106V107H5ZM10 106V107H9ZM13 108H12V107ZM16 106V107H15ZM32 108H31V107ZM65 106H66V104H65ZM106 106V107H105ZM39 107V108H38ZM43 107H45V109L43 108ZM54 109H53V108ZM105 107V108H104ZM165 107V108H164ZM5 108V109H4ZM14 108H15V111H16V114H15V111H14ZM22 109V110H20V109ZM26 108V110H25V112H24V109ZM37 108V109H36ZM66 108H67V106H66ZM97 108H98V106H97ZM204 108H206V109H204ZM209 108V109H208ZM9 109V110H8ZM12 109V110H11ZM28 109H30V110H28ZM33 109V110H32ZM39 109V110H38ZM55 112L54 114L55 115H53V111ZM68 109V108H67ZM219 109V110H218ZM20 110V111H19ZM28 110V111H27ZM41 110V111H40ZM48 112H47V111ZM105 110V111H104ZM112 110H114V111H112ZM159 110H160V112H159ZM9 112V113H7V112ZM14 111V112H13ZM27 111V112H26ZM36 111H38L39 113L40 112H43V115L42 116H44L45 114L44 113H46V116L47 117H49V118H47L46 119V116L45 117H42L41 116V114L42 113H40V115H39V113L36 115ZM5 112V113H4ZM12 112H13V114H12ZM30 112V113H29ZM52 112V113H51ZM57 112H58V117L60 116V118H59V120L57 119ZM87 112V111H86ZM97 112H99L100 114H102L103 112V114H102V118H106L105 119V123L104 124H102L101 126H99L100 124H99V122H98V120L100 121V119H99V117H98V114L99 113H97ZM115 112V113H114ZM208 112H209V114H208ZM2 113V114H1ZM4 113V114H3ZM11 113V114H10ZM23 113V114H22ZM25 113V114H24ZM35 113V114H34ZM49 113V115H47ZM207 113V114H206ZM20 114V115H19ZM112 114V115H111ZM128 114H129V117H128ZM160 114V115H159ZM8 115V116H7ZM14 115V116H13ZM37 117H41L42 119L43 118H45L46 119V121L48 122V120L50 119V121H51V117L50 116H54V118H56V119H54V118H52V119H54V121H59L58 122V125H55V128H50L51 129V132H52V134H50V138H54L55 136H54V133H53V131H54V129H55V133H58V131L57 130H59V132H61L62 131V133H58V134H60V135H58V134H56L57 135V137L58 138H56L55 140H57V141H54V139L53 140H51V141H47V142H45L44 141V143L42 142V145H41V141H39V137L41 136L40 134V136L39 135H37L38 133H39V130H38V132H36V131H34L35 129H38L37 127H36V125H38L39 126V124H37V122H38V120H39V118H37ZM114 115V116H113ZM115 115H116V117H115ZM159 115V116H158ZM5 117V120L3 119L4 117ZM12 116V117H11ZM36 118H35V117ZM52 116V117H53ZM68 116H69V118H68ZM79 116V117H78ZM100 116V115H99ZM111 116V117H110ZM136 118H135V117ZM226 116V117H225ZM15 118V120H14V118ZM61 117H63L64 119H62V121L60 122V120H61ZM32 118H34L35 120H33ZM68 120L69 119V121H70V123H69V121H66V119ZM79 118V119H78ZM113 118H115V120L113 119ZM130 118V119H129ZM213 118V119H212ZM219 118H220V120H219ZM13 119V120H12ZM36 119H37V122H36ZM45 119H43L42 121L43 122H45L46 123V128H47V125L48 124H50V123H47L46 121H44ZM97 121H95V120ZM94 120V121H93ZM112 120V121H111ZM116 120H118V121H116ZM131 120V121H130ZM156 120V121H157ZM5 121V122H4ZM12 121H14V122H12ZM17 121V123H15ZM32 121H35V122H33V123H31L29 126L30 127H32V128H30V129H28V125L27 124H29L30 122H32ZM66 121V122H65ZM72 121V122H71ZM82 121V122H81ZM107 121V122H106ZM127 121V122H126ZM159 121H161V122H159ZM3 122V123H2ZM8 122V123H7ZM29 122V123H28ZM62 122H64L63 124H60V123H62ZM78 122V123H77ZM112 122V123H111ZM217 122V123H216ZM20 124L19 126H21V127H19V128H17V126H15L14 124ZM52 123V122H51ZM65 123H67L68 125H66ZM98 123V124H97ZM107 123V124H106ZM120 123V124H119ZM125 123V124H124ZM2 124V125H1ZM35 125V127H33V125ZM59 124H60V126H59ZM81 124H83V125H81ZM127 124V125H126ZM4 125H6V126H4ZM13 125V126H12ZM63 125V127L62 128H60L61 126ZM65 125L67 126V128H72L73 130L74 129H76V130H74L75 132H73V130L72 131H69L70 129H68V132L70 133V132H73V133H75V135L78 137L76 140H75V136H74V134H72V135H70L68 132H66V129L67 128H65ZM69 125H70V127H69ZM162 125H163V127H162ZM11 126V129L9 128ZM49 126V125H48ZM57 126H59L58 128H57ZM72 126H74V127H76V128H74V127H72ZM81 126H83V127H81ZM108 126V127H107ZM109 126L111 127V128H109ZM214 126H216V127H218L219 126V128H217L216 129V127H214ZM13 127H15V128H17L16 130H20V131H18L19 133H17V131H14L13 132ZM40 127V126H39ZM50 127V126H49ZM81 127V128H80ZM94 127V128H95ZM25 128V129H24ZM63 128H64V130H63ZM100 128V129H99ZM114 128V129H113ZM10 129V130H9ZM24 129V130H23ZM27 129V130H26ZM33 129V130H32ZM62 129V130H61ZM78 129V130H77ZM87 129V130H86ZM161 129V130H162ZM26 130V131H25ZM84 130V131H83ZM125 130V131H124ZM10 131H12V132H10ZM28 131V132H27ZM79 132V131H81L82 133H85V131H86V133L87 134H82L81 132L80 133H77V132ZM111 133H110V132ZM130 131V132H129ZM209 131V132H210ZM10 132V133H9ZM31 132V133H30ZM38 136V138L36 137V135L34 134V133ZM50 132V133H51ZM66 132V133H65ZM109 132V133H108ZM123 132V133H122ZM124 132H125V134H124ZM12 133H14L15 135L13 136L12 135ZM69 135H68V134ZM126 133H128V134H126ZM162 133H163V131H162ZM3 134V135H2ZM5 134V135H4ZM16 134H18L17 136L18 137H16ZM21 134V135H20ZM32 134V135H31ZM43 134H44V132H43ZM132 134V133H131ZM8 135L11 137V138H8ZM33 135H35V136H33ZM79 135V136H78ZM84 135V136H83ZM126 135V136H125ZM31 136V137H30ZM33 136V137H32ZM52 136H54V137H52ZM59 136H62L61 138L59 137ZM70 136H74L73 137V139H72V137H71V139L73 140V141H71V139H70ZM85 136H87L88 138H86ZM113 138H112V137ZM16 137V139L14 140V138ZM30 137V138H29ZM34 137H36V142L34 141ZM84 137L85 139H82V138ZM111 137V141H110V138ZM125 137V138H124ZM127 137H128V139H127ZM32 138V139H31ZM49 138V139H50ZM60 138V139H59ZM123 138V139H122ZM168 138V139H167ZM224 138V139H223ZM4 139V140H3ZM31 139V140H30ZM67 139V140H66ZM78 139H80V142H79V140ZM90 141H88V140ZM83 140H84V142H83ZM109 140V141H108ZM227 140V141H226ZM29 141V142H28ZM33 141L35 142V144L33 143ZM38 141V142H37ZM69 141V142H68ZM76 141H78V142H76ZM226 141V142H225ZM237 141H239V142H237ZM56 142V144H54ZM61 142H63V143H61ZM71 142V143H70ZM106 142V143H105ZM172 142V143H171ZM236 144H235V143ZM28 143H30V144H28ZM31 143H33V144H31ZM40 143V144H39ZM46 143H47V145H46ZM63 145V148H64V146H65V148L64 149H62V148H58L59 146H61L62 147V145ZM65 143V144H64ZM76 143V144H75ZM78 143H80V144H78ZM231 143H233V144H231ZM240 143V144H239ZM27 144H28V146H27ZM43 144H44V146H43ZM59 146H58V145ZM67 144V145H66ZM82 144V145H81ZM85 144H87V146L85 145ZM104 144V145H103ZM113 144H115V143H113ZM169 144H172V145H169ZM231 144V145H230ZM19 145V146H18ZM39 145V146H38ZM56 145L58 146L57 148H56ZM69 145H70V148H69ZM73 145V146H72ZM74 145H76V147H78V148H76ZM77 145H81L82 147H84V148H82L81 146L79 147V146H77ZM86 147H85V146ZM91 147H90V146ZM106 145V146H105ZM2 146V147H1ZM37 146V147H36ZM46 146V147H45ZM108 146V147H107ZM228 146V147H227ZM16 147V148H15ZM19 147H20V149H19ZM39 147V148H38ZM68 147V148H67ZM73 147H75V148H73ZM95 149H94V148ZM5 148V149H4ZM80 148H81V150H80ZM105 148H106V150H105ZM4 149V150H3ZM19 149V150H18ZM67 149H69V150H67ZM79 149V151H77ZM125 149H127V150H125ZM124 149V152H125V154H124V158L128 161V163L130 164V165H132V164H134V165H132V168L134 169V171L132 172V174H131V182L132 181H134L133 182V184L134 185H136V186H134L135 188H134V192L136 191V193H135V196H136V200H137V204H135L136 206H135V210H136V213L138 214V215H140L139 217H141L140 218V221L142 222L141 224H142V226L144 227V228H146V229H148L149 228V225H150V219H148V216H149V214H150V211H149V206H148V201H147V197H146V194H143V193H146V191H144V192H142L143 190H145L146 188H144V186H145V184L143 183L142 185H141V182H143L142 181V177H143V171L141 172L140 170H138L139 171V174H138V171L136 170V163H135V161H134V159L135 158H133V156H135L136 154L134 153L133 154V152H134V150H132L131 148H125ZM172 149H174V150H172ZM103 150V151H102ZM5 151V152H4ZM14 151V152H13ZM18 151V152H17ZM39 151V152H38ZM106 151V152H105ZM107 151H108V153H107ZM173 153H172V152ZM199 151V152H198ZM237 151V152H236ZM7 152V153H6ZM13 152V153H12ZM52 152V151H51ZM3 153V154H2ZM7 155H6V154ZM19 153V154H18ZM40 153V154H39ZM65 153V154H66ZM132 154L131 156L129 155V154ZM233 153H234V155H233ZM237 153V154H236ZM5 154V155H4ZM13 154V155H12ZM17 154V155H16ZM38 154V155H37ZM64 154V155H65ZM108 154H110V158H109V155ZM9 155H10V158H9ZM85 155V154H84ZM238 155V156H237ZM5 156V157H4ZM42 158V159H40V157ZM57 156V157H56ZM59 156H62V157H59ZM66 156V155H65ZM234 156V157H233ZM2 157V158H1ZM18 157V158H17ZM39 157V158H38ZM59 157V158H58ZM67 157V158H66ZM65 157V164H64V167H66V165H67V163H68V170H67V167H66V169L64 168V167H62V163H64V162H62L63 160H61V166L60 167H58L57 169L61 172V173H63V171H64V173H65V171H67V173H69V175H71V172L73 173H75V174H72L73 175V177L72 178H74V175H75V178H77V176H78V172H76V171H78L77 169L79 168V166H78V168H77V166H76V163H77V161L75 162V158H76V156L75 157H73L72 159L74 160V164H70V157L69 156H66ZM4 158H6V159H4ZM69 158V159H68ZM130 160H129V159ZM133 158V159H132ZM4 161H3V160ZM40 159V160H39ZM68 159V160H67ZM71 159V163H72V160ZM234 159V160H233ZM8 160V162H6ZM66 161H67V163H66ZM69 161V162H68ZM132 161H134L133 163H132ZM24 162V163H23ZM4 163H5V165H4ZM22 163V164H21ZM32 163H33V165H32ZM252 163V164H251ZM2 164V165H1ZM103 164V165H102ZM38 165V166H37ZM60 165V164H59ZM69 165H70V167H69ZM78 165V164H77ZM250 165V166H249ZM2 166H4V168L2 167ZM26 168H25V167ZM37 166V167H36ZM74 166H76V167H74ZM105 166V167H104ZM22 167H24V168H22ZM6 168V169H5ZM60 168V169H59ZM63 170H62V169ZM31 169V170H30ZM37 169V170H36ZM65 169V170H64ZM70 169V170H69ZM73 171H72V170ZM175 169H177V170H175ZM34 170V171H33ZM137 172H136V171ZM13 171V172H12ZM22 173H21V172ZM38 171V172H37ZM41 173H40V172ZM175 171V172H174ZM182 171V172H181ZM11 174H10V173ZM19 172V173H18ZM137 174H136V173ZM179 172V173H178ZM239 172V173H238ZM14 173V174H13ZM33 173V174H32ZM38 174V177H36L37 175H35V174ZM77 173V174H76ZM111 174H108V175H106V181L102 184V186L100 185V193H99V197L101 198H103L104 200H103V202L104 203H101V207L103 206H105L108 202H110V203H108L104 208H103V211H105L104 212V221H106L105 223V225H106V229H105V235H106V237H107V245L105 246V248H104V252H105V254H106V258L104 259L103 258V256H101V258H102V260H100L101 261V263H104V264H116V263H114V262H116V260H117V257L118 256H116V255H118V252H117V249H116V242H115V240H117V238H118V236H117V234L119 235V230H121L122 229V227H124V228H127L128 229V227H129V229H130V226H128L127 224H126V220H127V216H129L130 214L128 213L129 211H127V209L125 210L124 208L126 207V205H125V203L123 202V209H124V215H122V220H119V219H117L116 218V213L115 214H113L114 212L113 211H116V209H118L119 207H118V205H119V201H118V189H115L116 188V186H117V183H115L116 181V174H114L113 175V172H110ZM11 175V177H10V175ZM141 174V175H140ZM170 174H172V173H170ZM182 174V175H181ZM212 174V175H211ZM133 175V176H132ZM140 175V176H139ZM5 176H8V178L6 177L5 178ZM53 176V175H52ZM108 176V177H107ZM212 176V177H211ZM10 177V178H9ZM12 177H14V179H17V181H15V183H14V179L12 178ZM70 177V178H71ZM137 178V181H136V178ZM139 177H140V179H139ZM181 177V178H180ZM211 177V178H210ZM3 178V179H2ZM5 178V179H4ZM37 178H39V180L40 181H38V179ZM132 178H134V179H132ZM7 179H9V181H11L12 179H13V182L11 181L10 183H9V185H7L8 184V180ZM32 179L33 180H35L34 182L32 181ZM114 181H113V180ZM181 179V180H180ZM7 182H5V181ZM42 180V181H41ZM69 180H71V179H69ZM75 181L77 180V179H74ZM214 180V181H213ZM234 180V181H233ZM4 181V182H3ZM37 181V182H36ZM72 181H73V179H72ZM140 183H139V182ZM201 181V182H200ZM203 181H205L204 183H203ZM18 182V183H17ZM41 182V183H40ZM138 182V183H137ZM14 184V186L16 185L17 186V188H16V186L14 187L13 185H11V184ZM17 183V184H16ZM31 183H32V185H31ZM202 183H203V185H202ZM263 183H264V181H263ZM262 183V185H260V186H262L261 188L259 187V189H261L263 192H264V184ZM6 184V185H5ZM169 184V185H170ZM226 184H228V183H226ZM11 185V186H10ZM22 185V186H21ZM35 185V186H34ZM76 185H78V181H77V183H76ZM140 185H141V187L143 188H141L140 187ZM237 185V186H236ZM240 185V186H239ZM245 185V186H244ZM204 186V187H203ZM239 186V187H238ZM13 187V188H12ZM31 187V188H30ZM36 187V188H35ZM37 187H38V189L40 190V192H42L41 194H40V192H39V190H37ZM46 187H47V190H48V192L46 191ZM71 187H72V184H71ZM103 189H102V188ZM138 187V188H137ZM182 187V188H181ZM237 187V188H236ZM242 187V188H241ZM24 188V189H23ZM3 189V190H4ZM29 189H31V190H29ZM35 189L37 190L36 192H37V195H36V192L34 193V191H35ZM208 189V190H207ZM237 189V190H236ZM11 191V193H13L12 194V196H15L14 194L17 192V190H15L16 192H14V191ZM20 190V191H21ZM73 190L75 191V188H73ZM137 190H138V192H137ZM29 191V192H28ZM46 191V192H45ZM79 189L78 188H76V192H74L75 193V195L77 194V196H75L74 195V198L72 199V197H70V203H71V205H70V209L72 208L71 206H74V208L75 207H78V209H80V207H82L83 208V204H84V202H83V200H84V198H82L83 196L82 195H80L79 196ZM1 193V196H3L2 195V193H7V192H3V191H0ZM210 192V193H209ZM238 194H237V193ZM11 193H9L10 195H11ZM29 195H28V194ZM213 193V194H212ZM250 193V194H249ZM33 194H34V196H35V198H34V196H33ZM40 194V195H39ZM45 194H44V196H45ZM102 196H101V195ZM138 194V195H137ZM39 195V196H38ZM140 195H142L141 196V198H140ZM144 195V196H143ZM242 195V196H241ZM247 195H249V196H247ZM0 196V197H1ZM51 196V195H50ZM49 196V197H50ZM183 196V197H182ZM185 196V197H184ZM26 197V198H25ZM37 197V198H36ZM105 197V198H104ZM106 197L109 199V200H107V202H106ZM194 197V198H193ZM235 197V198H234ZM238 197V198H237ZM247 197V198H246ZM253 197V198H252ZM51 198V197H50ZM78 198H80V199H78ZM175 198H176V201H175ZM184 198V199H183ZM26 199H28L27 200V202H29V203H31V204H25V203H27L26 202ZM38 199V200H37ZM83 199V200H82ZM179 201H178V200ZM185 200V202L183 201V200ZM236 199V200H235ZM250 199H251V201H250ZM1 200V199H0ZM37 201V202H34V201ZM43 200V199H42ZM139 200V201H138ZM141 200V201H140ZM142 200H143V202H142ZM180 200H182L183 201V203L185 204V207H180V208H183L182 210H180V208L178 209V207L177 206H179L182 202L180 201ZM187 200V201H186ZM241 200V201H240ZM83 202V204H82V202ZM175 201V202H174ZM236 201H238V202H236ZM243 201H244V203H243ZM248 201V202H247ZM250 201V202H249ZM24 202V203H23ZM76 202L78 203V205H76ZM141 202V203H140ZM146 202V203H145ZM179 202V203H178ZM73 203H74V205H73ZM181 204L180 206H184V204ZM187 203H189V205L187 204ZM243 203V204H242ZM245 203H248V204H245ZM13 204V203H12ZM37 204H38V206H37ZM103 204V205H102ZM175 204V205H174ZM187 204V205H186ZM251 204V205H250ZM23 205V206H22ZM27 205V206H26ZM31 205H33V206H31ZM37 207H36V206ZM82 205V206H81ZM141 205V206H140ZM145 205V206H144ZM236 205V206H235ZM15 206V207H14ZM28 206L30 207V208H28ZM35 206V208L34 209H32L33 207ZM139 206H140V208H139ZM172 206H176L177 207V209H176V207L174 208V207H172ZM197 206V207H196ZM248 208V210L246 211V207ZM14 207V209L12 210V208ZM27 207V208H26ZM39 207V208H38ZM47 206H45V208H46ZM129 207V206H128ZM143 207V208H142ZM164 207V208H163ZM29 210V212L26 210ZM175 210H174V209ZM186 208V210H188V211H190V212H186L184 209ZM237 208V209H236ZM3 209V207L1 208L0 207V213H4V210ZM18 209L20 210L19 212H18ZM32 209V210H31ZM35 209H38V210H36V211H34ZM76 209L77 208H75V209H73V211L75 212V213H77V211H76ZM77 209V210H78ZM137 209H138V211H137ZM162 209H163V211H165L164 213V217H163V211H162ZM195 209V210H194ZM1 210H2V212H1ZM7 210H9V208L7 209ZM21 210L22 211H26V212H28V213H26V214H28V215H23L22 216V218H24L23 220H25L26 221V219H27V221H28V219H29V221L28 222H31L32 221V224H30V223H28V222H26V223H28V224H25V221H24V223L22 224V226H20V224H19V226H18V221H19V223L20 222H22V221H20L21 219H20V214H18V213H21ZM141 210V211H140ZM159 210V209H158ZM177 210H178V213H176L175 214V211L177 212ZM245 210V211H244ZM16 211V212H15ZM30 211H33V213L35 212L36 213V216H33V214L32 215H30L29 216V214H31L30 213ZM38 211V212H37ZM80 211V210H79ZM126 211V212H125ZM147 211H149V212H147ZM183 211H185L184 213H183ZM81 213H77L76 215H77V217H76V215H75V213H74V216L76 217V219L78 218V220L77 221H79V220H84L85 219V217H84V219L83 218H81V216L83 215V216H86L85 215V210H82V211H80ZM141 214H140V213ZM179 212H180V214H179ZM240 212V213H239ZM245 212H247V213H245ZM15 213H17V214H15ZM22 213H24V212H22ZM38 213H39V215H38ZM126 213H128V215L126 214ZM173 213V214H172ZM248 213H250V214H248ZM15 214V215H14ZM146 214H148V215H146ZM169 214H172L174 217H173V219H175L177 216V218H176V220H174L175 222H172V223H169V222H167L168 220H166V222H165V219L167 218L166 216H168ZM175 214V215H174ZM178 214V215H177ZM181 214H183L184 215V217L186 216V218L184 219V221L186 220V224L183 222V221H181V219H180V217L179 216H181ZM186 214V215H185ZM209 214V215H208ZM246 216L247 215V217H244V215ZM253 214V215H252ZM35 215V214H34ZM45 215V214H44ZM145 215H146V218H145ZM242 215V216H241ZM18 216V218H16ZM26 216H28L29 218H27ZM38 216V217H37ZM80 216V217H79ZM82 216V217H83ZM125 216V217H124ZM30 217H36L35 218V220L33 221V219L31 218L30 219ZM40 217H42L41 219H40ZM188 217V218H187ZM215 217V218H214ZM15 218V219H14ZM81 218V219H80ZM126 218V219H125ZM143 218V219H142ZM190 218V219H189ZM211 218V219H210ZM249 218V219H248ZM17 219V220H16ZM20 219V220H19ZM37 219V220H36ZM40 221H39V220ZM124 219H125V221H124ZM178 219H179V221H181L182 223H184L187 227H189V228H184L185 227V225L184 224H182L181 222H179L178 221ZM240 219V220H239ZM247 219V220H246ZM14 220V221H13ZM15 220H16V222H15ZM31 220V221H30ZM81 220V221H82ZM199 220V221H198ZM38 221V222H37ZM80 221V222H81ZM122 221V223H123V225L124 226H122V225H120L118 222H121ZM144 221V222H143ZM164 221V222H163ZM188 221H189V223H188ZM15 224H14V223ZM255 222V223H254ZM1 223V222H0ZM38 223V224H37ZM167 223V224H166ZM170 225H169V224ZM175 223V224H174ZM177 223H178V225H177ZM8 224V225H7ZM32 225V226H30V225ZM188 224V225H187ZM23 225L24 226H27V228L25 227H23ZM35 225V226H36ZM108 225V226H107ZM126 225V226H125ZM145 225V226H144ZM148 227H147V226ZM177 225V226H176ZM182 225V226H181ZM7 226V227H6ZM34 226V227H35ZM80 226H81V224H80ZM19 227V228H18ZM21 227V228H20ZM34 227L32 228L33 229V231L35 232L36 231V228H38V227H36L35 229H34ZM142 227V228H143ZM166 227V228H165ZM176 227H180L179 228V230H177L178 228H176ZM211 227V228H210ZM214 227V228H213ZM4 228V227H3ZM32 229H30V233L28 232V230L27 231H25V233H26V236H28L27 238L25 237V236H22V238L24 237V239H26V240H22V242H21V239H20V237H18L19 238V243L21 242L22 244H21V247H23L22 249H21V247H19L20 246V244H18L16 247H18L17 249H20V251L19 252H22L25 248V252H24V255H23V252L22 253H19V252H17L18 250L15 248V245H10V247L11 246H14V248L17 250H15V253L17 252L18 254H22V255H20V256H22V257H20L18 254V256H19V258H20V260L18 259V256L15 254L14 255V251H10V252H12V254H13V258H14V261L15 260H19L18 262L20 263V264H25V262H26V264L28 263V264H34V263H32L33 262V255H31L32 254V252H33V248L35 249V247H33V245H36V243L38 242V238H36V237H34V235H36L35 233L37 232V234H38V231H39V228L37 229V231L34 233L33 231H31ZM128 229V231L130 232L131 230H129ZM166 229V230H165ZM5 229H3V232L4 233H2V236L7 232V231H4ZM188 230H190V233H192V235L189 233V231ZM24 231H19V233L20 234H22V235H24ZM122 231V230H121ZM128 231H127V233H128ZM10 233V236H9V234H8V232H7V235L11 238V241H10V239L8 238V241L9 242H11V244L13 243L14 244V241H12L14 238H16L15 236H17L16 234H15V236H11V234L13 235L14 233H15V231H13V232H11V231H9ZM22 232V233H21ZM115 232V233H114ZM179 232H175V233H179ZM250 232V233H249ZM252 232V233H251ZM18 233V232H17ZM18 233V234H19ZM31 233L32 234H34V235H31ZM107 233H108V235H107ZM110 233V234H109ZM249 233V234H248ZM115 234V235H114ZM169 234V233H168ZM3 236V237H1L0 236V238H2V239H0V240H4V241H0V243H4L5 242V240H6V237H8V236ZM31 237H30V236ZM128 235V234H127ZM188 235H190V236H188ZM254 235V236H253ZM18 236H20V235H18ZM37 236V235H36ZM177 236H179V237H177ZM252 236V238H251V241H250V237ZM13 237V238H12ZM176 237H177V239H179V240H177L176 239ZM189 237H190V239H191V241H190V239H189ZM255 237V238H254ZM35 238V239H34ZM114 238V239H113ZM181 238V239H180ZM188 238V239H187ZM236 238V239H235ZM253 238H254V241H253ZM37 239V240H36ZM110 239V240H109ZM112 239V240H111ZM128 239V238H127ZM240 242H239V241ZM8 241L6 240V242H7V244H8ZM110 241H111V243H110ZM177 241H183V243L184 242H186L185 243V245L182 243V245H181V242H180V244H178V242ZM255 241H257V242H255ZM259 241H260V243H259ZM262 241V242H261ZM23 242L25 243V244H23ZM33 242V243H32ZM34 242H36L35 244H34ZM172 242H173V244H172ZM176 242H177V244H176ZM192 242V243H191ZM242 242V243H241ZM254 242V243H253ZM27 243V244H26ZM32 243V245H31V248H30V244ZM195 243V244H194ZM249 243V244H248ZM250 243H252L251 245H250ZM5 244V243H4ZM151 243H148V247H149V245H150ZM237 244H235L236 246H238ZM247 244V245H246ZM257 246H256V245ZM2 245L3 244H1L0 245V250L3 248L4 249V251H0L3 255L6 253V250L8 251V253H6L5 254V256H3V258H5V259H3L4 261H1L2 263H0V264H8L7 263V261H6V258L7 259H9V264H12V262H13V258H12V254L9 252V250H10V247H8V245H7V248H4L5 246H6V244L4 245V247H2ZM114 245V246H113ZM171 245V246H170ZM185 246L183 249L185 250V248H187V249H189L188 250V252L187 251H183V252H178L177 250H178V248L179 247H181V246ZM188 245V247H186ZM249 245V246H248ZM258 245H259V247H258ZM261 245V246H260ZM174 246V247H173ZM175 246H178V248L177 247H175ZM244 246V247H243ZM248 246V247H247ZM253 246L254 247H256V248H254L253 249ZM29 247V248H28ZM170 247H171V249H170ZM173 247V248H172ZM196 247V248H195ZM13 247H11V249H12ZM168 248V249H167ZM177 248V249H176ZM194 248V249H193ZM6 249V250H5ZM31 250V254H28V255H31L32 256V258H31V256L29 257L28 255H27V252H28V250ZM170 249V250H169ZM175 249V251H173ZM182 248H180L179 250H181ZM186 249V250H187ZM231 249V248H230ZM22 250V251H21ZM102 250H103V248H102ZM196 250V251H195ZM254 250H256V251H254ZM253 251V252H252ZM5 252V253H4ZM173 252H174V254H173ZM236 252V253H235ZM238 252V253H237ZM239 252H240V254H239ZM255 252V253H254ZM0 253V254H1ZM29 253V252H28ZM152 253V254H151ZM189 253V254H188ZM234 255H233V254ZM250 253V254H249ZM1 254V255H2ZM10 254V255H9ZM157 254V253H156ZM195 254H197V255H195ZM238 254V255H237ZM0 255V256H1ZM26 255V256H25ZM150 255H152V257L150 256ZM189 257H188V256ZM242 255V256H241ZM9 256V257H8ZM16 256H17V258H16ZM25 258H24V257ZM154 256H155V253L153 254V251L151 252L150 251V253H149V255H148V257L150 258V259H146L147 261L146 262H149V263H151L153 260H154ZM184 256V257H185ZM229 256H232V257H229ZM235 256V257H234ZM244 256V257H243ZM27 257V258H26ZM147 257V258H148ZM169 257V258H170ZM183 256H181L180 257V262H181V258H182ZM183 257V258H184ZM115 258V259H114ZM153 258V259H152ZM169 258H167L166 257V260L167 261H169V260H171V259H169ZM182 258V260L183 261H185L184 259ZM190 258V259H189ZM198 258V259H197ZM232 258V259H231ZM235 260H234V259ZM2 259V257H0V260ZM23 259H26V261H23ZM152 259V260H151ZM179 259V258H178ZM249 259H250V261H249ZM11 260H12V262H11ZM199 260V261H198ZM231 260V261H230ZM242 260V261H241ZM245 260V261H244ZM23 261V262H22ZM114 261V262H113ZM198 263H197V262ZM4 262V263H3ZM6 262V263H5ZM15 262H17V261H15ZM15 262H13V263H15ZM236 262V263H235ZM245 262V263H244ZM18 263V264H19ZM100 263V262H99ZM100 263V264H101ZM153 263V262H152ZM184 263H187V262H183L182 264H184ZM15 264H17V263H15ZM148 264V263H147ZM177 264H179L178 262H177ZM255 264H257V263H255ZM259 264H261V263H259ZM262 264H264V263H262Z\"/></svg>",
	"mask_w": 264,
	"mask_h": 264
}]
</instances>
